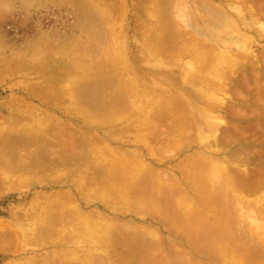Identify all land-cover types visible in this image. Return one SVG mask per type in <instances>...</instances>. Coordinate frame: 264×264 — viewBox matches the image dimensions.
<instances>
[{
	"label": "rangeland",
	"instance_id": "obj_1",
	"mask_svg": "<svg viewBox=\"0 0 264 264\" xmlns=\"http://www.w3.org/2000/svg\"><path fill=\"white\" fill-rule=\"evenodd\" d=\"M2 1H5V0H0V2L2 3V4H0V8H1L0 9L1 10L0 11V45H1L0 46V59H1L0 60V68H1V70H0L1 71L0 72L1 73V76H0V151L2 149V151L0 152V159H2V160H0V186H2V185H4V186L0 187V190L2 189L1 191H3V192L0 191V264H14V263L15 264H17V263L18 264H35V263L36 264H48V263H50V264L51 263L52 264H61V262H62V264H66L67 262H69V264H99L102 259H104L101 262L103 264H105V263L107 264V262H108V264H113L116 260H120L119 258H121V257H120L119 254L124 253L128 249V247H126V248L124 247L123 248L122 246H124V245H122V246L119 245V247H118L115 244H113V245L111 244L107 248L108 250H106L105 249L106 245H103V244H106L104 241L103 242L100 241V240L97 241L95 239H94V241H91L90 236L86 235V234H84L83 236L81 234L82 237L79 236V238L77 239L78 242H79V240H82V243H80V244L78 242H75L73 239H76V238H74V237L71 238L72 236L71 237L69 236V237L73 241H71L68 238V236L66 237L71 242H69L67 239H63L65 241H63V240L60 241L59 238L57 237L58 236L57 234H56V237H50L51 235L47 231H50V229H52V230H54L53 232L57 233V231H55V230H57V228H55V227H59V224L56 223L58 221L57 220L58 216L63 214L65 211H66L65 213L69 212V209L74 207V204L78 205V206H75V207H81L88 214H89V212H88L89 210H90V213H91L92 211L97 209L96 210L97 212L96 211L95 212L96 213L100 212L99 215L100 216L102 215V218H103L104 215H105L104 216L105 218L106 217L108 218L109 216L111 217V218L109 217L108 219H104V220L102 219L104 222L102 220H101L102 221L101 222L97 218V216H95L96 220H97V223H98V226H97L98 233L101 234V235L105 234L104 229L106 227L105 226L106 222L109 221V220L110 221L111 220L115 221V218L118 219V221L120 219H123L122 221L127 222L129 224L128 226L130 227V229H131V225L133 226L132 229H131L132 231H137L138 230V233L139 232L144 233L142 231L143 230L142 228H144V229L147 228V225H148V228H151V226H152L153 228H151V229H153V230L156 227L155 231L157 230L158 233L161 232L160 235L161 234L163 235V236L162 235L161 236L163 237L162 238V240H163L162 242H164V246L165 247L163 246L162 250L165 249L166 251L169 252L171 247L173 246L174 248L175 247L177 248L176 249L177 251H179V252L182 251L183 252V253L181 252V254L183 255V257H182L183 260L187 256H190V254L192 253L190 258L194 257L193 258L194 262H195L196 258L199 261L198 262L196 260L197 261L196 264H200V263L204 264L203 262L207 263L206 257H204L201 254L203 256L202 257V256H200L199 253H196L195 250L187 243V241L185 239H182V236H178L177 235L178 236V238H177V236L175 234H173V232L171 230H167L166 231V229H168V228L166 226H164L159 219L149 217L148 215L146 216V214H144L145 215L144 216L143 213L142 214H138V215L127 214L125 217H122V218L116 217V215L113 212L114 211L113 209L118 208V205H114V204H117V203L115 202V200L113 201L112 199L109 200V201H105V204L103 206H100V207L97 204H95V203H89V202H94L93 198H91V196L93 195L94 191H91L92 189L90 190V189L85 188V189H83L84 192H81V190H79L78 188L76 189V186L75 187L72 186L73 184H75V182L73 183V181H74L73 179L76 176L75 177L74 176L71 177L72 175H70L68 170L65 169V168H68V166H69L70 169H73L75 166H73V163L70 164L69 162H67V163H69L67 165L66 164L62 165V163H57L58 164L57 165L56 163H53L55 160L53 162H50V158H51V160L54 158L51 155V152H50L51 150H48L47 153H45L43 151L45 154L42 152L43 153L42 155L44 156L43 159H45V161L44 160H40L38 162L42 161V165H43L44 162H46V165H48V167L50 166V168L53 170V171L51 170L53 173L49 172L50 171L49 168L43 169L41 167V163H37L38 166L36 164L34 166V164L32 163L33 160H31V159L35 158L34 156L38 152L37 150L40 149V147L38 146V143H35V141H34V139H35L34 135L37 134V133L38 134L41 133V132H37L38 130L40 131V129H42V127H40L41 124H42L41 126L44 127V126H46V124L48 125L49 123H51L53 125L56 122V124H54L55 126H57L58 123H59L58 124L59 126L62 125V126L66 127L68 125L66 127V130L68 132L72 131L75 134L77 133V135H79V134L80 135H84L85 134L86 136H89V137H92L93 135L96 136V138L99 137L100 139L106 141L108 143L109 147L112 148V150L114 149L116 151V153L118 151V154H117V155H119L118 158L120 156H122L120 154L128 152L126 155H127V157H133V165L134 164L136 165V163H137L136 160H138V162L140 160H142V161H144L143 164L145 166L146 165H150V167H152V168L154 167L155 169L154 170L152 169V170L155 173L152 172L150 167H148V170L150 169L152 174L154 173V175L156 174V176L160 174V176H158V178L159 179L162 178V179L159 180L155 176L150 175V176L154 177V180H153L152 177H151L152 179H150V176H149L148 180L149 179L150 180L148 182L150 183V186L152 187V185L154 184V183L152 184V182H155V180L157 181V179H158L157 183L155 182L156 185L155 184L154 185L156 187H157V184L160 185L161 187L166 185L162 189L164 190L163 192L166 193V194L164 193V195H167V196L170 195V193H171L170 187L172 188L173 186H174V188L176 187L177 189L179 187L180 191H181V189L182 190L183 189L186 190V186H185L186 179H185V176L181 174L182 172H180V169H181V167H183L182 164H181L182 161L186 157H188L189 155L191 156L192 155L191 153H193V156H194V154H196V157H198L199 154H204V156H206V155L208 156L209 159L207 157L204 158V156L201 155L202 159H205V164H208V165L212 164L211 167H213V166L215 167V169L213 167V169H212L213 171L209 168L211 170V171H209V173L213 172L214 176H215V178L217 179L218 182H222V180L223 181L226 180V183L229 184V182H228L229 178L232 181H235L233 178L239 179L241 177L242 180L251 178L250 177L251 176V172L255 171L259 167V159H258L257 155L254 154L252 156V154L254 152L250 151L251 156L249 154V157H251V158L250 159L248 158V160H246L243 164H240V166L238 165L239 167L237 166V164H239L238 160H235V162H234V160L233 161L228 160L229 161L228 165H231V166H229L228 169H223L221 166L217 165V162H218L219 158H218V154L215 153V150L219 151L220 153L223 152L224 150H228V154H231L233 150L238 148L237 143L226 144V145L225 144H223V145L221 144L218 147H215L214 143H212L213 142L212 140H214L213 139V136H214L213 134L215 133V131L217 132V130L212 131L213 129L210 130L209 128L202 129L204 126L202 125L203 126L202 127L201 124H202V122H204V120L203 121L201 120V121L198 122V123L201 122L200 125L198 124L199 125L198 127L197 126L193 127V126H195L194 125L195 123H194L192 125L193 130L190 133H188V136H186L185 133H184V136L179 135L180 132L179 131L177 132V129L179 130V128L172 127L174 129H176L175 131H174V129L171 131L172 128L171 129L169 128L170 125H168L167 122H169L170 119H167V117H166V120H167L166 121L165 119H163L162 116H159V118L157 116L155 117V114L153 115V113H152V109L155 110V108H158V106L160 107V105H162V104H160L159 102H161V103L163 102V104H164V102H166V103L168 102V104L171 106L172 103H175L174 100H176V98H177L176 101L178 103H182V101L184 99L183 98L184 95H183L182 92L184 90H182V89L180 90V88H183L184 83H185L184 82L185 74H184L183 69L184 70L190 69L191 73H193V72L195 73V70L198 69V65L201 64V61H203L201 59L206 57V55H204L205 52L206 51L208 52V48L207 49L206 48L205 49L202 48L204 46V44H206V45L207 44H211V46H213V47L215 46V50H216V48L218 49V50H216V53H220V54H216V56L218 55L217 57H214L215 60L212 61V65L214 64L212 69H215L216 67H224V66H226L225 68L228 69L227 73H228L229 77H230V74L233 75V73H234V77L235 78L236 77L241 78V76L243 75V74L241 75V73H244L245 67H246L247 71L250 69V67H254V71L255 72L258 71V73H260V74H257L258 76L256 75L257 77L254 76V79L262 87L261 92H260L262 94L260 95L261 97L259 96L260 97L259 99L261 100L262 98H264V83H263L264 82V60H263L264 58L263 57L264 56L263 57L261 56V55H264L263 54L264 53V20H263L264 19V11H263V9H264V7H263L264 6V0H248V1H246V0H238V1L237 0H208L209 3H208L207 0H198L200 2L203 1L202 3H208V5H206L207 8L204 7L205 10H203V11L206 13V15L208 17L210 16L209 17L210 22H211L213 16L214 17L215 16L216 17L219 16V18L218 17L217 18H218L219 21H221V18L223 16L219 15L218 11H219V9L224 10V8L226 9V10H224V12L225 13L227 12L229 17H232L233 19L235 18V20H234L235 23H236V20H237L238 23H236V24H239L241 22L238 25L237 29H235V27H232V25H230V24H228V26H227L226 23L228 21L226 22V21H224L225 20L224 19L223 21L226 22L225 23L226 25L222 21L223 22V27H221V25L219 24L220 28H218V27H216V28L220 29V30L222 28V30H224L225 32L227 31L226 33L224 31H222V32L225 33V35L224 34L222 35V32L219 31V30L218 31L221 34L217 33L216 32L217 29H215L214 26H212L213 23H214L213 25H215V26H216V23L218 24V22L216 21L217 18H216V20H215V18L213 19L216 22L214 21V22H211L212 24L210 23L212 28L210 27L209 23L207 24L206 22L199 21V19L197 18L196 12L194 11V7H193V2L195 0H179V1L178 0H159V1L158 0H43V1L42 0H37L36 2H33V3H31V2L29 3L27 0L26 1L28 3L25 2V0H24L25 3L22 2L23 0L22 1L21 0H6L5 2H2ZM7 1H9V3ZM165 1H168V2H165ZM89 2H91V3H89ZM152 2H156V4L155 3L152 4ZM162 3H164V4H162ZM178 3H179V5H178ZM249 3H251L252 5L249 4ZM82 4H84V6H86V8ZM157 4L160 5L159 7H161V6L162 7L159 8ZM184 4L186 5L187 8L184 6ZM210 4H211V8L212 9L209 6ZM258 4L260 5V7H258L259 6ZM4 5H5V7L7 6L8 8L6 7L7 8L6 9L4 7ZM163 5H164L165 8L163 7ZM213 5L215 7V10H214V7H212ZM256 5H257L258 8L256 7ZM11 7H13V8H11ZM156 7L159 8V9L157 10ZM166 7H167L168 11L166 10ZM181 7L183 9L185 8L186 10L185 9L184 10L187 11L188 14H184L186 12L182 11L183 9ZM208 7L210 8V10H212V11L214 10L213 12L211 11L212 14L210 13V10H209ZM252 7H254L255 9L252 8ZM87 8H89V9H87ZM151 8H152V10H154L153 12H152ZM162 8H163V10H162ZM103 9H105V10H103ZM206 9L209 11V13L206 12L207 11ZM121 10H122V12H121ZM150 10H151L152 13L150 12ZM161 10L163 11L161 15L164 16L163 17L164 19L161 18V16L159 17ZM237 10H241V12L238 13ZM83 11H85V12L83 13V16H82L81 12H83ZM156 11H159V12H157L159 14H157ZM215 11H217V13ZM108 13H109V17L110 18L107 15ZM85 14H88V15H85ZM154 14H156V15H154ZM92 15H94V16H92ZM167 15H169V20H170L169 23L167 21L168 19H166ZM184 15H186V16H184ZM90 16H92L91 17L92 19L88 18ZM122 16H123V18L125 17L124 20L122 19L124 22L121 20ZM187 16H188V18L189 17L190 18L188 19ZM250 16H252V18ZM170 17L173 18V19L175 18L174 19L175 21L173 19H171ZM81 18H82V20H81ZM192 19H194V20H192ZM161 20H163V21H161ZM172 20H173V22H172ZM177 20H178L179 24L177 23ZM185 20L189 21L188 23H191V26H190V24H187V22ZM254 20H256V21H254ZM103 21H105V22H103ZM120 21H122V22L120 23ZM166 21H167L168 24L166 23ZM162 22H163V24H162ZM115 23L117 25L119 24V28H117ZM120 24L121 25L123 24V25L120 26ZM172 24L175 25V28L178 25L177 29L173 28L174 25H172ZM250 24L252 25L251 26L252 28L251 27L249 28ZM167 25H169V26L171 25L170 28ZM194 25H196V26H194ZM75 26H76V28H75ZM77 26H79V27H77ZM208 26L210 27V29H212L211 31L215 30V33H213L214 31L213 32L209 31ZM243 26H245V27H243ZM62 27H64V28H62ZM86 27H88V28H86ZM89 27H90V29H89ZM120 27L121 28L123 27V28L121 29ZM164 27L168 28L170 31L168 29L167 30H163L162 28H164ZM192 27H193V29H192ZM67 28H69V29H67ZM154 28H155V30H154ZM224 28L227 29V30H225ZM181 29H184V30L181 31ZM191 29H192V31H191ZM110 30H114V33L112 31L111 35H110ZM160 30H161L162 33H160ZM193 30L195 31V33H194ZM178 31L181 32V33H179ZM184 31L186 32L185 34H184ZM249 31H250V33H249ZM173 32L176 34L175 36H173V34H174ZM188 32H190V34H191L190 36L191 37L188 35ZM196 32H197V34H196ZM210 32L213 33V34L211 35ZM239 32H240V34H238ZM57 33L60 36V38L57 35ZM61 34H62V36H61ZM64 34L67 35V36L65 37ZM118 34H121V36H119ZM198 34H199V36H197ZM215 34H217V36ZM88 35H90L91 38ZM153 35H154L155 38H152ZM112 36L114 37V39L116 38V36L117 37L119 36V37L116 38L115 41H112L113 40ZM201 36L202 37L204 36L203 37L204 39ZM242 36H244V37H242ZM97 37H98V39H97ZM179 37L180 38L182 37L184 39L186 38V39H189V40L192 38L191 39V43H190V41L187 40L188 44L186 45V48H188V49H189V47H191L190 48L191 49V53L189 51L190 49L189 50L187 49L188 50L187 52H189V53H186L182 57H180V55H178L179 57L178 56L176 57V55H175L174 58L171 59V57L169 55L164 54V56H163L162 52H160L158 50V46L159 45L158 46L156 45L157 42L159 41L160 43L163 44V46H166V45H169V43H172V41L169 38H171L172 40L175 39V40H177L176 41L177 44L176 43H175L176 45L174 44V41H175L174 40L173 43L170 44V47L174 44L175 46L173 45V47H175L176 48L175 50H177V52H178V50L180 48L183 49V47L180 46V45L183 46V43L180 44L181 43L180 42L181 39H179ZM69 38H71L70 42H69V40H70ZM93 38H94L95 41L93 40ZM74 39H75L76 42L73 41ZM124 39H125V41H124ZM193 39L195 40L196 43H197V39H200L198 41L200 43H202V45L200 44L202 47H200V45L198 44L199 42L196 45H194L195 43L192 44ZM148 40H150V41H148ZM154 40H157V42L155 41L156 42L155 43ZM166 40L169 43H167ZM64 41L66 42V44H65ZM96 41H97V43H96ZM38 42H39V44H38ZM83 42H85V43L83 44ZM90 42L91 43L93 42V43L91 44ZM105 42H106V44H105ZM109 42H110V44H109ZM152 42H153V44H152ZM178 42H180V43H178ZM94 43H96V44L99 43V44L97 46L96 44L93 45ZM41 44H43L42 46H44V49H42L43 47L41 46ZM62 44H64V47H66V48H63ZM108 44L110 45V48L112 50L109 49V45ZM75 45H76V47H75ZM152 45H154V47ZM155 45L157 47H155ZM46 46H47V48H46ZM71 46H73V47L71 48ZM87 46H89V47H87ZM95 46H97V47H95ZM103 46H105V49L103 48ZM122 46H125V47L123 48ZM192 46H195V47H192ZM196 46H197V48H196ZM211 46L209 45V47H211ZM55 47H57V48H55ZM121 47H122V49H121ZM40 48L42 49L43 52L40 50ZM67 48L70 50V52H69V50ZM195 48L196 49L200 48V50H202V52H203V55H202L201 54L202 52L199 51L200 54H201V56H200L201 58L199 57V55H197L200 58V60H199V58H197V56L194 55ZM152 49H154V50L157 49L158 51L156 52V51H154ZM66 50H68V51H66ZM84 50H86L87 52L82 53V52H84ZM192 50L194 51L193 53H192ZM204 50H206V51H204ZM75 51H78L79 53L75 52ZM103 51H104L105 54L103 53ZM197 51H196V53H197ZM212 52H213V50H212ZM214 52L212 54V57L215 54ZM158 53H159V55H158ZM81 54H83V55H81ZM85 54H86V56H85ZM189 54L190 55L193 54L194 56L192 55L193 57L191 56L192 57L191 58ZM89 55L92 58L89 59ZM107 55H109V56H107ZM186 55H189V56H186ZM167 56L170 57V58L168 57L170 59V62H171V60H174L173 62H175V60H176V63L175 64L173 63L174 65L171 64L169 62V60L167 59ZM210 56H211V53H210ZM228 56L232 57V58H229ZM261 57H262V59H261ZM257 58H258V60H257ZM28 59L30 61H28ZM31 59H32L33 62H31ZM78 59H80V60L82 59L83 61L82 60L80 61ZM193 59H195V61ZM222 59H223V63H222ZM23 60H25V61H23ZM112 60H115V61H112ZM237 60L239 62H241L240 65L246 64L247 66H240ZM21 61H23V62L21 63ZM51 61H52V63H51ZM85 61H86L87 64L85 63ZM94 61H95V63H93ZM83 62H84V64H83ZM114 62H115V64H114ZM118 62H119V65H118ZM177 62L179 64H177ZM196 62H197V64H196ZM19 63H20V65H19L20 67L18 66ZM97 63H98V65H97ZM216 63H218V64H216ZM253 63H257V64H259V66H256V67L255 66H250ZM105 64L108 65L109 67L108 66L104 67ZM120 64H121V68H119ZM30 65L31 66L33 65L32 66L33 68L30 67ZM28 66H29V68H28ZM64 66L65 67L67 66L69 69L67 67L65 68ZM84 66H87V67H84ZM89 66H91L94 69L93 70L85 69V68H88ZM95 66H96V68H95ZM196 66H197V68H196ZM214 66H216V67H214ZM59 67H62V68H59ZM97 67H98V69H97ZM56 68H58V70H56ZM102 68H105V69L102 71ZM107 68L110 69V72H112L111 78H110V75H108V77L110 78L109 80H108V77H106L107 73L109 72V71H107ZM193 68H196V69H193ZM25 69H27V70H25ZM115 69H116V71H115ZM251 69H253V68H251ZM70 70H71V72H70ZM117 70H119L118 73L121 72L124 75L122 76L121 73L118 74ZM155 70L157 71V73H156ZM164 70L166 72L168 71V73H166ZM172 70H173V72H170ZM100 71H102V73H99ZM104 71H105V73H103ZM213 71L214 70H212V72ZM216 71H217V69H216ZM56 72H59V73H56ZM66 72H68L69 74L66 73ZM175 72H177L178 74L175 73ZM60 73H62V74H60ZM70 73H72V74L70 75ZM128 73H130V74H128ZM163 73L167 77H165ZM169 73H170V75H169ZM215 73L213 72V74H215ZM54 74H56V75H54ZM108 74H111V73H108ZM115 74H116V76H115ZM117 74L120 75V76H118ZM174 74H176V75L174 76ZM140 75L142 77H140ZM64 76L66 77V79L62 78ZM117 76H118V78H117ZM151 76H152V78H151ZM163 76H164V78H163ZM95 77L99 80V82L101 84L98 82V80ZM100 77H101V79H100ZM160 77H161V79H160ZM78 78H79V80H77ZM127 78L128 79L130 78L129 82H130V80H132L134 82V84H135V85L133 84L134 87H136L137 85H140V87H144L145 88V91L143 89L144 92H142V91L135 92V93H139L138 95L140 96L139 97L137 95L138 96L137 98L139 100L136 99V96H135V99H136L135 103L137 102L136 103L138 105L137 107H139V109H141V111L143 110L144 114H145V111L147 110V112H150L153 116L148 113V114H146L148 117L147 116L145 117L144 114H143V116L146 118L145 119L143 117L144 118L143 119L142 117L140 118V116L135 111L134 112L133 111L130 112L128 109H126V111H124V112L122 111V113H120L121 115L118 114V116H117L118 112H115L116 114L112 115L113 119H110L112 121V123L109 122V123H107L108 125L106 124V125H104V127L99 125L101 127L100 128V127H96V126H98L99 122H94L93 120H89L90 118H86V116H84V114H81V113H84L82 111H85V110L86 111L87 110H89V111L90 110H94V111L96 110L97 111V108H98V111H99L101 107H103L101 109L104 110V107L105 108H106V106L109 107V105H111L112 103L114 104L115 101L118 102V98H120V100L123 101V103H122V101L120 103L123 104V106H124L127 103L125 101V100H127V98L126 99L124 98V100L122 99L123 98L121 96V94H122L121 91H123L122 88H124L123 87L124 85H129L130 83H131L130 85H132V81L129 84L126 83V81L128 80ZM162 78L164 79V81H162ZM119 79L122 82L123 81H125V82L122 83ZM80 80L81 81L84 80L85 83H84V81L81 82ZM101 80H103V83L101 82ZM110 80H112V81H110ZM117 80L119 82H117ZM173 80H175V81H173ZM194 80L198 81V79L196 77H194ZM135 81H137L138 83H136ZM197 81L193 82V84H192L193 87H195L196 85L201 86L199 81L198 82ZM77 82H81V83H79L80 85ZM87 82L88 83L92 82V83L90 85V84H87ZM175 82H176V84H175ZM49 83H52V84H49ZM73 83H74V85H73ZM93 83L95 85H93ZM110 83H111V85H110ZM194 83H196V84H194ZM40 84H42V85H40ZM45 84L48 85V86H46ZM71 84H72V86H70ZM99 84H100V86H99ZM81 85L85 86L86 88L82 87ZM141 85H143V86H141ZM145 85H146V87H145ZM178 85H180V86L178 87ZM28 86L29 87L31 86L32 89H31V87L29 88ZM40 86H41V88H40ZM147 86H149V87H147ZM185 86H187V84H185ZM199 86H196V87L199 89V88H201ZM33 87H35L34 90H33ZM76 87H77V89H76ZM78 87H80V88H78ZM87 87H88V89H87ZM93 87L95 88V90H94ZM98 87H100V88H98ZM193 87L192 88L191 87L190 88L187 87V89H194ZM67 88H68V90H67ZM70 88L72 89V92L75 93V94L71 93ZM73 88H75V90ZM56 89H57V92L55 94ZM100 89H101V91H100ZM104 89H108V90L104 91ZM58 90L60 91V93H58ZM90 90H92V91L93 90L94 91L97 90L96 94H99L101 92H104V94H103V96L101 94V96L97 95V96H99L97 98H95V97L92 98L93 94H95V93H94V91L91 92ZM48 91H50V92H48ZM76 91L78 93H79V91H80V93L82 92L81 96H80V93L78 94ZM218 91H219V89L217 91H213V94L214 93L215 94L218 93L217 94L218 96L219 95L221 97L225 96L224 98H225V103L227 101V103H226L227 107H230V106H231V108L233 106L243 107V106L239 105V102L242 101L244 99V97H243L242 100H240L239 97H238L239 99L236 100V97H234V96H236L235 95L236 93L234 92L235 94H233L232 89H230L227 92H225L226 94L223 91H221V90H220L221 92L220 91L218 92ZM241 91H243L245 94L247 93V91L244 90V89H241ZM108 92H109V94H108ZM131 92H130V94H128L129 98H130V95L135 94L134 92L133 93H131ZM192 92L195 93V90H193ZM51 93H53V95H50ZM67 93L69 94V96H71V94H72L77 99L75 97L73 98V96H72V98L70 97V98H68L66 100V98L68 97V95H66ZM171 93H173V94H171ZM207 94H208V92H207ZM57 95L60 96V97H57ZM62 95H63V98H62ZM155 95H157V96H155ZM255 95L256 94L254 93L253 95H251V97L254 98ZM168 96H169L170 99H168ZM171 96H173V97H171ZM226 97L228 99H226ZM54 98H56V99H54ZM60 98H61V100H63V99L64 100L61 101ZM83 98H85L86 101ZM112 98H113L114 101L112 100ZM132 98L134 99L133 95L131 96L130 99H132ZM171 98L172 99L175 98V99L172 100ZM256 98H257V96H256ZM20 99H22V100H20ZM104 99H106V100H104ZM107 99H109L110 102H108L109 100H107ZM152 99L154 100V102H152L153 101ZM178 99H181V102L178 101ZM102 100L104 101V103H103ZM58 101L59 102L61 101V102L58 103ZM105 101H107V102H105ZM228 101H230V102H228ZM15 102H17V103H15ZM22 102H23V104H22ZM117 102H115V103H117ZM140 102H141V106L144 105L143 107L139 106ZM72 103H73V105H72ZM89 103L90 104L92 103V104L89 106ZM120 103H118V105L121 106ZM262 103H264V99L261 100V102L259 100L257 101V99H255V102L252 105L255 106V108H258L259 104H262ZM14 104H16V105H14ZM29 104H31V105H29ZM75 104H77V105H75ZM80 104H82V106ZM128 104L129 103H127L125 108H127V106L131 107V106H129L131 104H129V105ZM69 105H70V107H69ZM112 105H111V107H113V106L117 107V106H115V104L113 106ZM148 105H150V106H148ZM199 105H201V104H199ZM262 105H264V104H262ZM67 106L69 107L70 110H68ZM71 106H72L73 109L76 108V109L73 110V112H71L72 111ZM32 107H33V109H32ZM111 107H109V108H111ZM171 107H172V110H171ZM171 107H170V109H167V107L165 109L168 112L173 111V113H174L175 110L173 109V106H171ZM244 108L246 109V107H244ZM262 108L264 109V107L259 108V109H261L259 111H262V112H260L261 119H263V115H264V112H263L264 110ZM36 109H38V110H36ZM33 110L36 111L37 113L34 112ZM133 110H136V109L134 108ZM194 110L195 109H193V111ZM80 111H81V113H79ZM194 113H196V112H194ZM132 114H134V117H132L133 116ZM35 115H37V116H35ZM40 115H42L43 118ZM48 115H51V117H49ZM135 115L137 116V118H139L138 120H137ZM149 115L152 116V117L150 118ZM123 116H125V118H123ZM130 116H131V118H130ZM256 116H257V114H256ZM18 117L23 118V120L22 119L19 120ZM35 117H36V119L38 118L39 120H40V118H42L44 120V121H42V119H41V121L43 123H41V122L38 123L39 120L38 119L36 120ZM126 117H128V118H126ZM161 117H162V119H160ZM226 117L227 118H224V120L226 119V121H228V122L233 121L229 116H226ZM84 118H86V119H84ZM115 118H116V120H114ZM118 118H119V121L121 119V122H119L117 120ZM134 118H135V120H134ZM254 118H255V116L252 115V116H250V118L248 120L241 121L240 124H241V126L246 127V130H247L246 132L247 133L249 131V133L247 134V139L245 140L246 146L249 147L250 149H253V147H256V148H258L259 150L262 151L264 149L263 148L264 147V143H263L264 140L262 139L263 137L261 136L262 133L260 134L261 130L259 132V130L254 128L255 130L252 131V128L248 127L249 121L251 119H254ZM15 119H17L18 121L15 120ZM126 119H127L128 122L126 121ZM129 119H131L130 121L133 124L129 121ZM228 119H230V120H228ZM138 121H139V123L137 125ZM124 122H125V124H124ZM147 122L150 125H148ZM120 123H121V125H120ZM207 123H208V121H207ZM14 124H17V127ZM51 124L49 125L50 129L53 128ZM169 124H170V122H169ZM206 124H205V126H206ZM36 125H37V127H36ZM135 125H137V126H135ZM209 125H210V128H211V124H209ZM209 125L206 126V127H209ZM122 126H124V127L126 126L127 128L129 126H132V127L131 128L129 127L130 129L129 128L127 129L125 127V129H124V127H122ZM24 127H25L26 131L23 130ZM39 127H40V129H39ZM70 127L73 128V129H71ZM141 127H142V129H141ZM147 127H149V129H146ZM221 127L222 128H221L220 132L222 130L224 131L225 129L228 130V127L226 125H222L221 124ZM137 129H139V130L141 129L142 130L141 134L147 136V137L145 136V138H146L145 140H147V141H145L142 136H141L142 138L138 137L139 135H138L137 132H140V131H138ZM162 129H164V130L162 131ZM197 129L198 130L200 129V130L198 131ZM30 130L34 134V135H30L32 137L33 141H31L30 143H24V142H22L23 140H19V137H23V135L25 136V134H29L28 132H31ZM135 130L137 132H134ZM160 130H161V132H160ZM201 130H202V132H200ZM123 131H125V132H123ZM17 132L19 133V135H18ZM166 132H168V133H166ZM171 133H172V135H171ZM207 133H209V134H207ZM168 134H170V135H168ZM173 134L175 135L176 138L174 137ZM169 136L170 137L173 136L175 140L170 139ZM181 136H182V138H181ZM197 136H198L199 140H198ZM165 137H167V138H165ZM184 137H187V138L184 139ZM251 137H253V139ZM178 138H180V139H178ZM195 138H196V143H195ZM190 139H192V140H190ZM256 139L261 140V141H258V140L256 141ZM6 140H7V142H6ZM170 140L176 141L175 143L173 142L175 145L173 143H171L172 141L170 142ZM178 140H180V141H178ZM181 140H183V142ZM153 141H154V143H153ZM207 141L210 142V143H208ZM188 142L192 143V144L187 145ZM193 142H194L195 145L193 144ZM205 142H207L209 144V147H211L210 145H213V148L209 149V147L207 146V144ZM256 142H258V143H256ZM147 143H148V145H147ZM176 143H178L179 146H181V144H182L181 148L178 147ZM184 143L187 146H189V147L187 148V146H185ZM165 144L168 145L169 147H170V144H171L172 149H170L169 147H166ZM149 145L152 148H150ZM204 145L206 147H204ZM20 147L21 148L24 147V149L23 148L21 149ZM164 148H166V150ZM119 149H120V151H119ZM176 149H177V151H176ZM213 149H214V152H213ZM16 150H17V153L15 152ZM28 150H29V152H28ZM167 150L171 151V152L169 153V152H167ZM158 151H159V153L156 154ZM163 151H166V152H163ZM199 151H200V153H199ZM201 151L202 152L204 151V153H202ZM20 152H22V153H20ZM172 152H173V155H172ZM197 153H199V154H197ZM21 154H23V155L21 156ZM4 155H6V156H4ZM126 155H124V156H126ZM25 156H27L29 159L27 157H25ZM109 156L115 158V156H113L111 154ZM243 156H245V154H243ZM214 157H216L215 159H217V161H215L213 159ZM206 159H208L210 161L207 163ZM35 160L37 162L36 158L34 159V162H35ZM80 160H81L80 162H82L83 164H86V165L89 164V161H87V159L85 161H84V159H80ZM199 160H200V157H199ZM5 161H7L8 165L6 164ZM82 163H79V165H81ZM5 164H6L7 167L11 166L12 167L11 170L12 169L13 170L15 169V170L11 171L9 168L7 169L5 167ZM21 164L22 165L24 164V165L21 166ZM59 164L61 166H59ZM17 165H19V167ZM53 165L56 166V167L54 168ZM180 165H181V167H180ZM71 166H73V167H71ZM87 166L83 165V168L81 167L80 169L86 170ZM3 167L6 168V169H4ZM35 167H36V169L34 170ZM38 167H39V170H38ZM207 167H209V166H207ZM27 168H29V169L27 170ZM135 168L136 169H134V170L137 171L136 173H139L138 172V171H140L139 166H138L139 170L137 169V166ZM230 168H233L234 170L236 169L235 171H239V169H240L239 172H243V171L244 172L240 173L241 176H239L240 174L238 172H234V170H233L234 174H232L233 172L231 173ZM40 169L44 170V172H42V170H41V172L43 174L40 172ZM57 169H58V172H57ZM45 170H48V171H45ZM23 171H25L26 173L23 172ZM157 171H158V173H157ZM163 171H165V172H163ZM33 172H35V173H33ZM38 172H40V173H38ZM132 172H133V170H132ZM14 173L16 175H14ZM23 173H24V175H23ZM37 173H38V175H37ZM44 173H46L45 175H47V176H45ZM54 173H55V175H54ZM26 174H28V175L26 176ZM50 174H51V176H50ZM52 174H53V176H52ZM64 174H66V175L64 176ZM129 174L132 175L131 172ZM237 174H239V175H237ZM41 175L42 176L44 175V177H42ZM210 175L212 176V173H210L209 176ZM9 176H10V178H9ZM40 176L44 179V181H43V179ZM61 176H63V177H61ZM52 177H54V178H52ZM11 178L13 179L14 182L12 181ZM166 178H168L167 181L165 180ZM19 179H26L27 181L28 180L29 181L26 182V184H25V182L23 184V182L22 183L17 182ZM35 179L37 180V182H35L36 181ZM41 179H42L43 182L41 181ZM60 179L61 180L63 179V180L60 182ZM15 180H17L16 183H15ZM151 180H152V182H151ZM169 180L172 183H169ZM172 180L175 181V182H173ZM32 181H34V182H32ZM38 181L41 182V183H39ZM163 181H165L167 184L165 182H164L165 184L162 183ZM176 181H177V183H176ZM17 183H19V184L17 185ZM31 183H32V185H31ZM159 183H161V184H159ZM226 183L224 182V184H226ZM168 186H169L170 190L168 189ZM156 187L155 188L153 187V188L156 189ZM161 187L159 188L160 190H161ZM166 187H167V190H165ZM153 188H150V189H153ZM176 188L174 189V193L176 192ZM73 190H74V192H73ZM75 190H79V191H75ZM185 190H183V191H185ZM257 190L259 191V189H257ZM257 190H253L254 192L256 191L255 193L253 192V194L251 193L252 190H250V189H246L244 191L243 190L242 191L241 190H237V192L239 191V195L240 194L242 195L244 193L243 194V195H245L244 197L247 198V199L250 198L249 200H251V201L254 199L255 200V204L254 205L258 206V204L260 202V204L264 206V194H263L264 188L261 191H259V192ZM180 191H179V193H180ZM65 192L67 193V195H71L72 197L71 196H67ZM78 192L80 193V195H83V193H84V196L87 197V198H84L83 196H80ZM172 192H173V190H172ZM88 193L91 194V195H89ZM260 193H262V194H260ZM61 194H64V195L61 196ZM51 195H52V198L55 199V200H57L59 198V200L62 201V203H60V204L64 203L63 206L62 205L60 206V207H62V210H61V208L59 206L50 205L51 200L49 198L51 197ZM178 195H180V194H177L176 196H178ZM182 195H183V193H182ZM63 196H64V198H63ZM42 197L44 199H42ZM37 198H38V200H37ZM261 199H262L263 202H261ZM71 200H72V202H71ZM254 200H253V203H254ZM66 201H68V203H65ZM34 202L37 203L38 206L35 205ZM42 202H44V204H41ZM45 202L46 203L49 202V203H47V205H46ZM71 203H73V206H72ZM32 204H33V206L34 205L36 206L33 209H31L32 208L31 207ZM44 205L47 206V207L48 206L49 207L51 206V207L50 208L49 207L48 208H44L43 207ZM67 205H68V207H67L68 211L66 210V206ZM168 205H169V203H168ZM39 206H40V209H41L40 211L38 210ZM69 206H71V207H69ZM260 207H262V206H260ZM27 208L28 209L30 208L32 210V212L30 211V209L28 210ZM59 208H60V211L58 210ZM262 208H264V207H262ZM26 209H27V211H26ZM34 209L36 211L37 210L38 211L35 213V212H33ZM257 209H259V210H257L258 212L255 211V210H254V212L250 211V212H252V214H249L248 213L249 211L247 212V210H246V212H245V210H241V211H243V213H241L240 210L239 211L237 210L238 214H237L236 211H235L236 214H235V212L234 213H230V214H232L231 215L232 217L234 216L233 220H235V221H233L235 226L231 225L232 226L231 230H232V232H234V234H236V231H237V234L240 232L242 234L241 236H244L243 234H246L245 236H248L250 234L251 235V236L249 235L250 237L249 236L248 237L244 236V241H245V239H246V241L247 240H251L252 241V239H250V238L253 237V240L254 239L259 240V238L260 239L263 238L262 241L261 240L260 241L264 243V228H263L264 225L261 223V220H262V222H264L263 221L264 220V209L263 210L261 208H257ZM63 210H65V211L63 212ZM29 211L32 214L28 213ZM58 211H59V213H58ZM214 211H211L210 213H213ZM13 212H14V214H13ZM47 212H51L50 213L51 215H52V212H55L53 214L57 218L56 217L54 218V216L52 217V218L56 219L55 222H51L50 223V221L48 219H45V217L49 218V216H50L49 213L47 214ZM61 212H63V213H61ZM259 212H261V214ZM38 213L40 214V216H41V214H43V216H41L43 220L41 218H39ZM29 214H30V216H29ZM247 214H249V215H247ZM237 215H239V216H237ZM252 215H254V216H252ZM34 216L37 217V218H35ZM260 218H262V219H260ZM22 219H23V221H22ZM49 219L51 220V218H49ZM236 219L237 220L240 219V220L237 221ZM45 220H46V222H45ZM248 220H250V221H254L255 220L253 222L254 226L252 224H250L251 222L248 221ZM130 221H131V223H130ZM248 222H249V224H248ZM46 223H48L50 225H46ZM67 223L69 224L70 222H67ZM138 224H139V226H138ZM142 224L143 225L145 224V225L143 226ZM259 224H260V226H258ZM261 224L263 225V227H262ZM4 225H7V226H4ZM10 225H12V226H10ZM69 225H71L69 227H71V229L74 231V227H72V225H74V224H69ZM141 225L143 227H141ZM40 226L42 227V229H40L41 233L38 230V227H40ZM35 227H36V229H35ZM229 227L230 226H228L227 228H229ZM140 228L142 229L141 231H140ZM19 230L22 232L21 233L22 235L20 234ZM24 230H26V231H24ZM35 230L38 231V232L37 233L33 232ZM44 230H46L45 231L46 233L44 232ZM68 230H70V229L67 228V230H65V231H68ZM228 230L229 229H227V231ZM244 230L245 231L247 230L246 233H244L245 232ZM23 231L25 233H27V234H24ZM75 231H78V229H76ZM254 231H256V232H254ZM229 232H231V231L229 230ZM28 233H30V234H28ZM253 233H255V234H253ZM11 234H13L14 236L12 237ZM239 234L237 235L238 237H239ZM36 235H37V238H34V237H36ZM171 235L172 236L175 235V236L172 237ZM26 236L28 238H26ZM42 236H45V237H42ZM52 236H55V235L53 234ZM8 237H10V240H12V241H10L8 239ZM168 237H169V239L167 240ZM170 237H171V239H170ZM180 237H181V239H180ZM54 238H56V239L58 238L57 242H54ZM203 238L204 237H201V241L200 240H198V241H200V243L203 242L205 244V246H207L206 243H205V238H204V240H203ZM235 238H237V237H235ZM240 238L241 237H239V240L242 239V238L241 239ZM22 239H23V241H22ZM25 239H26V242H25ZM30 239L32 240V242H31ZM49 239H51V240H49ZM6 240H8V241H10L12 243H10V242L7 243ZM27 240H29V241H27ZM83 240H85L86 243ZM171 240L175 241L176 244H174L175 242H173V243L170 242ZM50 241H52L53 243L52 242L50 243ZM66 241H68V242L66 243ZM90 241L93 242L92 246H95V244H96V248H93L91 245L88 244V242H90ZM132 241H134V243H135V239L132 240ZM241 241L243 242V240H241ZM14 242H15L16 245L15 244L13 245ZM22 243H24V244H22ZM72 243H75V244H72ZM100 244H102V245H100ZM169 244H171L172 246H170ZM12 245H13V247H12ZM169 246H170V248H169ZM181 246H183V247H181ZM99 247L102 250H100ZM59 248L60 249L62 248V249L60 250ZM65 249L67 251H65ZM93 249H96L97 251L93 250ZM105 250H106V252H105ZM103 251H104L105 254L101 253ZM188 251H189L190 254L188 253ZM62 252H65V253H62ZM79 252H81L83 255H81ZM179 252H177V254H179ZM66 253H68V254H66ZM106 254H107V256H106ZM184 254H186V255H184ZM108 255H109V257H108ZM107 258H109V259L107 260ZM50 259L51 260L53 259L52 260L53 262H51ZM13 261H14V263H13ZM214 262H217L218 264H221L222 261H221L220 256L218 258L216 257L215 261H213V263ZM217 263H214V264H217ZM130 264H139V263H130ZM172 264H177L176 263V259L174 257H173V263ZM261 264H264V262H262Z\"/></svg>",
	"mask_w": 264,
	"mask_h": 264
},
{
	"label": "bare ground",
	"instance_id": "obj_2",
	"mask_svg": "<svg viewBox=\"0 0 264 264\" xmlns=\"http://www.w3.org/2000/svg\"><path fill=\"white\" fill-rule=\"evenodd\" d=\"M6 1V0H5ZM5 1H2V2H5ZM22 1V0H21ZM29 3L31 2V3H33V2H36L37 0H27ZM26 0H25V2H27ZM43 1V0H42ZM159 1V0H158ZM179 1V0H178ZM177 1V2H178ZM208 1V0H207ZM238 1V0H237ZM246 1H248V0H246ZM8 3H9V1H7ZM23 3H25L24 2V0L22 1ZM27 2V3H28ZM45 2V1H44ZM77 2V1H76ZM165 2H168V1H165ZM182 2V1H181ZM203 2V1H202ZM202 2H200V1H194L193 2V7H194V11L196 12V15H197V18L199 19V21H203V22H206L207 24L209 23H211V22H214L215 20H216V18L218 17L219 18V16H213V18H212V20H211V22H210V19H209V17L206 15V13L203 11V10H205V8L204 7H206V5H208V3H209V1H208V3H202ZM258 2V1H257ZM7 3V4H8ZM14 3V2H13ZM12 3V4H13ZM41 3V2H40ZM39 3V4H40ZM64 3V2H63ZM89 3H91V2H89ZM153 3H155L156 4V2H152V4ZM185 3V2H184ZM190 3V2H189ZM261 3V2H260ZM0 4H2L1 2H0ZM38 4V5H39ZM76 4V3H75ZM74 4V5H75ZM109 4V3H108ZM162 4H164V3H162ZM172 4V3H171ZM186 4V3H185ZM184 4V6L186 7V5ZM205 4V5H204ZM249 4H251V3H249ZM257 4V3H256ZM41 5V4H40ZM83 6H84V4H82ZM89 5V4H88ZM120 5V4H119ZM158 5V7L160 6L159 4H157ZM178 5H179V3H178ZM183 5V4H182ZM248 5V4H247ZM252 5V4H251ZM259 5V4H258ZM263 5V4H262ZM95 6V5H94ZM210 6V8H211V4L209 5ZM250 6V5H249ZM4 7H5V5H4ZM7 7V6H6ZM5 7V8H6ZM85 8H86V6H84ZM109 7V6H108ZM162 7V6H161ZM161 7H159V8H161ZM163 7H164V5H163ZM212 7H214V5L212 6ZM226 7V6H225ZM256 7H257V5H256ZM258 7H260V5L258 6ZM257 7V8H258ZM264 7V6H263ZM262 7V8H263ZM8 8V7H7ZM6 8V9H7ZM11 8H13V7H11ZM90 8V7H89ZM89 8H87V9H89ZM94 8V7H93ZM99 8V7H98ZM149 8V7H148ZM157 8V7H156ZM159 8H157V10L159 9ZM165 8V7H164ZM182 8V7H181ZM187 8V7H186ZM207 8V7H206ZM209 8V7H208ZM210 8H209V10H210ZM252 8H254V7H252ZM1 9V8H0ZM4 9V8H3ZM86 9V10H87ZM175 9V8H174ZM183 9V8H182ZM185 9V8H184ZM182 10V11H185V10ZM212 9V8H211ZM255 9V8H254ZM85 10V11H86ZM95 10V9H94ZM103 10H105V9H103ZM119 10V9H118ZM151 10H152V8H151ZM151 10H150V12H151ZM162 10H163V8H162ZM161 10V12H160V15H159V17L161 16V18H163L164 16L163 15H161L162 14V11ZM166 10L168 11V9H167V7H166ZM179 10V9H178ZM207 10V9H206ZM214 10H215V7H214ZM213 10V11H214ZM224 10H226L225 8H224ZM224 10H222V9H219V11H218V13H219V15H222L223 17L221 18V21H219L218 20V18H217V22H218V24L216 23V26L215 25H213L212 23V26H214V28L215 29H217L216 27H218V28H220L219 27V24L221 25V27H223V22L224 21H228L227 23L226 22H224V24L226 23L227 24V26H228V24H230V25H232V27H235V29H237V27H238V25L241 23H239V24H236V23H238L237 22V20H236V23L234 22V20H235V18L233 19L232 17H229V15H228V13L226 12H224ZM253 10V9H252ZM1 11V10H0ZM13 11V10H12ZM85 11H83V12H81L82 13V16H83V13L85 12ZM99 11V10H98ZM97 11V12H98ZM124 11V10H123ZM154 10H152V12H153ZM160 11V10H159ZM159 11H156V13L157 12H159ZM170 11V10H169ZM211 11L212 10H210V13H211ZM212 11V12H213ZM238 11V13H240L241 12V10H237ZM263 11H264V9H263ZM121 12H122V10H121ZM151 12V13H152ZM176 12V11H175ZM186 13H184V14H188L187 13V11H185ZM205 14H204V13ZM207 13H209V11L207 10L206 11ZM216 13H217V11H215ZM230 12V11H229ZM255 12V11H254ZM261 12V11H260ZM80 13V14H81ZM105 13V12H104ZM165 13V12H164ZM79 14V15H80ZM95 14V13H94ZM106 14V13H105ZM157 14H159V13H157ZM183 14V13H182ZM204 14V15H203ZM212 14V13H211ZM215 14V13H214ZM85 15H88V14H85ZM100 15V14H99ZM102 15V14H101ZM108 15V17H109V13L107 14ZM106 15V16H107ZM111 15V14H110ZM154 15H156V14H154ZM165 15V14H164ZM190 15V14H189ZM195 15V14H194ZM249 15V14H248ZM92 16H94V15H92ZM92 16H90V17H88V18H91ZM105 16V17H106ZM121 16V15H120ZM124 16V15H123ZM123 16H122V18H121V20L123 19L124 20V18H123ZM184 16H186V15H184ZM191 16V15H190ZM212 16V15H211ZM231 16V15H230ZM234 16V15H233ZM78 17V16H77ZM97 17V16H96ZM103 17V16H102ZM116 17V16H115ZM168 17V18H167ZM167 17H166V19H168L167 21H168V23L170 22V20H169V15H167ZM183 17V16H182ZM236 17V16H235ZM251 18H252V16H250ZM95 18V17H94ZM100 18V17H99ZM110 18V17H109ZM171 18V17H170ZM187 18H188V16H187ZM190 18V17H189ZM188 18V19H189ZM215 18V20H213ZM80 19V18H79ZM86 19V18H85ZM92 19V18H91ZM101 19V18H100ZM107 19V18H106ZM105 19V20H106ZM164 19V18H163ZM171 19H173V18H171ZM175 19V18H174ZM173 19V20H174ZM225 19V20H224ZM262 19V18H261ZM81 20H82V18H81ZM90 20V19H89ZM122 20V21H123ZM160 20V19H159ZM173 20H172V22H173ZM192 20H194V19H192ZM224 20V21H223ZM239 20V19H238ZM264 20V19H263ZM85 21V20H84ZM93 21V20H92ZM110 21V20H109ZM122 21H120V23L122 22ZM143 21V20H142ZM161 21H163V20H161ZM160 21V22H161ZM167 21H166V23H167ZM175 21V20H174ZM186 21V20H185ZM215 21V22H216ZM223 21V22H222ZM254 21H256V20H254ZM103 22H105V21H103ZM117 22V21H116ZM124 22V21H123ZM171 22V23H172ZM187 22V24H190V26H191V23H188L189 21H186ZM83 23V22H82ZM118 23V22H117ZM167 23V24H168ZM177 23H178V20H177ZM205 23V24H206ZM79 24V23H78ZM90 24V23H89ZM116 24V23H115ZM125 24V23H124ZM162 24H163V22H162ZM179 24V23H178ZM182 24V23H181ZM198 24V23H197ZM211 24H210V27L212 28V26H211ZM225 24V25H226ZM84 25V24H83ZM110 25V24H109ZM123 25V24H122ZM121 24H120V26H122ZM166 25V24H165ZM172 25H174V24H172ZM218 25V26H217ZM245 25V24H244ZM248 25V24H247ZM80 26V25H79ZM79 26H77V27H79ZM85 26V25H84ZM116 26H117V28H119V24L117 25L116 24ZM115 26V27H116ZM169 28H170V26L169 25H167ZM182 26V25H181ZM189 26V27H190ZM194 26H196V25H194ZM252 25L250 24L249 25V28L251 27ZM109 27V26H108ZM113 27V26H112ZM177 27H178V25H177ZM177 27L175 28V25H174V27L173 28H175V29H177ZM210 27L208 26V29H209V31H211L212 29H210ZM231 27V26H230ZM243 27H245V26H243ZM62 28H64V27H62ZM75 28H76V26H75ZM86 28H88V27H86ZM121 28V27H120ZM123 28V27H122ZM121 28V29H122ZM157 28V27H156ZM198 28V27H197ZM200 28V27H199ZM213 28V29H214ZM247 28V27H246ZM252 28V27H251ZM67 29H69V28H67ZM89 29H90V27H89ZM114 29V28H113ZM163 30H167L168 28H166V27H164V28H162ZM179 29V28H178ZM192 29H193V27H192ZM192 29H191V31H192ZM207 29V30H208ZM225 29V28H224ZM243 29V28H242ZM74 30V29H73ZM154 30H155V28H154ZM169 30V29H168ZM174 30V29H173ZM184 29H181V31H183ZM199 30V29H198ZM197 30V31H198ZM224 31V30H222V28H221V30L220 29H217L216 30V32L217 33H219V31ZM225 30H227V29H225ZM239 30V29H238ZM248 30V29H247ZM246 30V31H247ZM255 30V29H254ZM113 31V33H114V30H110V35L112 34L111 32ZM170 31V30H169ZM177 31V30H176ZM194 31V30H193ZM214 31V32H213ZM213 31H211V32H213V33H215V30H213ZM109 32V31H108ZM122 32V31H121ZM167 32V31H166ZM175 32V31H174ZM173 32V33H174ZM179 32V31H178ZM177 32V33H178ZM210 32V34L212 35L213 33H211ZM225 32V31H224ZM222 32V35L224 34L225 35V33L227 32ZM59 33V32H58ZM58 33H57V35H58ZM124 33V32H123ZM160 33H162L161 32V30H160ZM179 33H181V32H179ZM178 33V34H179ZM186 32L184 31V34H185ZM192 33V32H191ZM194 33H195V31H194ZM200 33V32H199ZM249 33H250V31H249ZM72 34V33H71ZM109 34V33H108ZM151 34V33H150ZM177 34V35H178ZM183 34V35H184ZM196 34H197V32H196ZM202 34V33H201ZM219 34H221V33H219ZM218 34V35H219ZM231 34V33H230ZM238 34H240V32L238 33ZM65 35V34H64ZM63 35V36H64ZM119 36H121V34H118ZM127 35V34H126ZM176 34L174 33L173 34V36H175ZM182 35V36H183ZM188 35L190 36L191 34H190V32H188ZM193 35V34H192ZM216 36H217V34H215ZM242 35V34H241ZM240 35V36H241ZM59 36V35H58ZM61 36H62V34H61ZM67 35H65V37H66ZM71 36V35H70ZM89 37H90V35H88ZM105 36V35H104ZM118 36V37H119ZM125 36V35H124ZM197 36H199V34L197 35ZM215 36V37H216ZM76 37V36H75ZM111 37V36H110ZM113 37V36H112ZM117 36H116V38H118ZM149 37V36H148ZM191 37V36H190ZM189 37V38H190ZM193 37V36H192ZM202 37V36H201ZM204 37V36H203ZM202 37V38H203ZM242 37H244V36H242ZM250 37V36H249ZM59 38H60V36H59ZM72 38V37H71ZM71 38H69L68 40H69V42L71 41ZM77 38V37H76ZM91 38V37H90ZM115 38V39H116ZM152 38H155L154 37V35H153V37ZM158 38V37H157ZM81 39V38H80ZM96 39V38H95ZM97 39H98V37H97ZM108 39V38H107ZM115 39H114V37H113V40L112 41H115ZM171 41H172V43H173V41L175 40H172L171 38H169ZM177 39V38H176ZM179 39H181L180 40V42H178V43H180V44H182L183 43V46L182 45H180L181 47H183V49H179L178 50V52H177V50H175L176 48L175 47H173V45L176 43L177 44V40H175L174 41V44L170 47V44H172V43H169L167 40H166V42L167 43H169V45H166V46H163V44L162 43H160L159 41V43L157 42V40H154V42L156 41L157 42V46H158V50L160 51V52H162V55L164 56V54H166V55H169L170 57H171V59H173L174 58V56L176 55V57L178 56V55H180V57H182L183 55H185L186 53H189V52H187L191 47H189V49L188 48H186V45L188 44V41H190V43H191V39L189 40V39H184V38H180L179 37ZM204 39V38H203ZM64 40V39H63ZM90 40V39H89ZM92 40V39H91ZM93 40H94V38H93ZM92 40V41H93ZM101 40V39H100ZM99 40V41H100ZM103 40V39H102ZM121 40V39H120ZM153 40V39H152ZM165 40V39H164ZM163 40V41H164ZM188 40V41H187ZM198 40H200V39H197V43L199 42ZM208 40V39H207ZM59 41V40H58ZM74 42H76L75 41V39L73 40ZM95 41V40H94ZM123 41V40H122ZM124 41H125V39H124ZM147 41V40H146ZM148 41H150V40H148ZM161 41V40H160ZM65 42V41H64ZM63 42V43H64ZM102 42V41H101ZM111 42V41H110ZM110 42H109V44H110ZM155 42V43H156ZM162 42V41H161ZM165 42V41H164ZM34 43V42H33ZM85 42H83V44H84ZM91 43V42H90ZM93 43V42H92ZM91 43V44H92ZM96 43H97V41H96ZM96 43H94L93 45H95ZM108 43V42H107ZM154 43V44H155ZM195 43V44H194ZM196 42H195V40L193 39V41H192V44H194V45H196L197 44ZM38 44H39V42H38ZM65 44H66V42H65ZM73 44V43H72ZM77 44V43H76ZM88 44V43H87ZM99 44V43H98ZM98 44H96L97 46H98ZM105 44H106V42H105ZM108 44V45H109ZM152 44H153V42H152ZM166 44V43H165ZM164 44V45H165ZM175 44V45H176ZM199 45L201 44L202 45V43H198ZM43 44H41V46H42ZM51 45V44H50ZM53 45V44H52ZM55 45V44H54ZM68 45V44H67ZM79 45V44H78ZM77 45V46H78ZM92 45V46H93ZM116 45V44H115ZM127 45V44H126ZM155 45V47H157ZM162 45V46H161ZM174 45V46H175ZM190 45V44H189ZM200 45V47H202ZM209 45L211 46V44H204V46L202 47L203 49H207L208 48V52L206 51V50H204V51H206L205 52V54L204 55H206V57L205 58H203V59H201V60H203V61H201V66L200 65H198V69H196L197 68V66H196V68H193V69H196L195 70V73L193 72V73H191L190 72V69H186V70H184L183 69V71H184V74H185V79H184V86H183V88H180V90L182 89V90H184L182 93H183V95H184V99H183V101H182V103L184 104H182V103H178L176 100H177V98H176V100H174L175 101V103H172V105L171 106H173V109L175 110L174 111V113H173V111H171L172 110V107L168 104V102L166 103V102H164V104H163V102L161 103V102H159L160 104H162V105H160L159 103V105H160V107L158 106V108H155V110L154 109H152V113H153V115L155 114V117L157 116L158 118H159V116H162L163 117V119H165L166 120V117H167V119H170V124H169V122H167L168 123V125H170L169 126V128L171 129L172 127H177V128H179V130L177 129V132L179 131L180 133H179V135H182V136H184V133H185V135L186 136H188V133H190L192 130H193V127H198L199 125H200V123H198L199 121H203L204 120V122H202V124H201V126L203 127H201L202 129H204V128H209L210 130L211 129H213L212 131H214V130H217V132L215 131V133L213 134L214 136H213V139L214 140H212L213 142L212 143H214V145H215V147H218L219 145H223V144H234V143H237V146H238V148H236L235 150H233L232 151V153L231 154H228V150H224L223 152H219V151H216L215 150V153L216 154H218V162H217V165L218 166H221L223 169H228V167L229 166H231V165H228V160H231V161H233L234 160V162H235V160H238L239 161V164H237V166L239 165L240 166V164H243L246 160H248V158L250 159L251 157H249V154H250V151L251 152H254L253 154H252V156L254 155V154H256L257 155V157H258V159H259V167L255 170V171H253V172H251V178H248V179H243L242 180V178L240 177L239 179H235V178H233L235 181H232L230 178L228 179V182H229V184H227L226 183V180L225 181H223L222 180V182H218L217 181V179L215 178V176H214V173L213 172H210V173H212V176L210 175L209 176V171H211L212 169H213V167H211L212 166V164L211 165H208V164H205V159H202V157H201V155H203L204 156V154H199L200 153V151H199V153H197V154H199V156L198 157H196V154H194V156H193V153H191L192 155L190 156H188V157H186L183 161H182V166L183 167H181V165H180V167H181V169H180V172H182L181 174L182 175H184L185 176V179H186V184H185V186H186V190L185 189H183V190H185V191H183L182 189H181V191H180V188L178 187V189L176 188V192L174 193V186L171 188L170 187V189H171V193H170V195H164V193L165 192H163L164 190L162 189L163 187H165V186H160V185H158L157 184V187L155 186L156 184H155V182L157 183V181H158V176H160V174L159 175H157L156 176V174L154 175V167L152 168V167H150V165H144L143 163H144V161H142V160H140L139 162H138V160H136V165L134 164H129L130 162L131 163H133L132 161V159H130L131 157H129V160H128V157H127V153L128 152H126V153H123L124 155H126V157L125 158H123L124 156H123V154H120V155H122L121 157H119L118 158V156L119 155H117L118 154V151H117V153H116V151L114 152L113 150H112V148H110L109 147V145H108V143L106 142V141H104V140H102V139H100L99 137H97L96 138V136H92V137H89V136H86L85 134L84 135H77V133L75 134L74 132H68L67 130H66V127L68 126H62V125H58L57 124V126H55L54 124H56V122L52 125L51 123H49L48 125L46 124V126H41L40 125V127H42V129H40V127H39V129H40V131L38 130L37 132H41V133H37V134H33L32 133V131L31 132H28L29 134H25V136L23 135V137H19V140H23L22 142H24V143H30L31 141H33V139H32V137L30 136V135H34L35 136V139H34V141H35V143H38V146L40 147V149L39 150H37L38 152L35 154V158L37 159V162H36V160H35V162H34V159H31V160H33V164H34V166H35V164L37 165V163H41V167L43 168V169H47V168H49V172L50 173H53L52 171V169L50 168V166L48 167V165H46V162H44L43 163V165H42V161L41 162H38V161H40V160H44L45 161V159H43L44 158V156L42 155L44 152L45 153H47V151L48 150H51L50 152H51V154H52V157H54L52 160H51V158H50V162H53L54 160V162L53 163H62V165L64 164H71V163H73V166H75L73 169H70V167L68 166V168H65V169H67L68 170V172L70 173V175H72L71 177H75L73 180V183L75 182V184H73L72 186H76V189L78 188L79 190H81V192H84V190L83 189H85V188H87V189H92L91 191H94L93 192V195L91 196V198H93V200H94V202H89V203H95V204H97L99 207L100 206H103L104 204H105V201H109V200H115V202L117 203V204H114V205H118V208H115V209H113L114 211V214L116 215V217H119V218H122V217H125L127 214H133V215H138V214H142L143 213V215L144 214H146V216L148 215L149 217H152V218H157V219H159L161 222H162V224L164 225V226H166L168 229H166V231L167 230H171L172 232H173V234H175L176 236L178 235V236H182V239H185L186 241H187V243L195 250V252L196 253H199L200 254V256H204V257H206V260H207V263L206 262H203L202 260V262L204 263V264H212L213 263V261H215V258L217 257H219L220 256V258H221V261H222V263L221 264H261L262 262H264V243L263 242H261L262 241V239L263 238H259V240H257V239H254L253 240V237H251L250 239H252V241L251 240H247L246 241V239H245V241H244V236L246 235V234H243L244 236H241L242 234L240 233H238L239 234V237H241L240 239L241 240H243V242L241 241V240H239V237L237 236L238 234H237V231H236V234H234V232H232V230H231V227L234 225L235 226V224L233 223V221H235V220H233L234 218V216L232 217L231 215L232 214H230V213H234L235 211L237 212V210L239 211L240 210V212L241 213H243V211H241V210H245V212H246V210H247V212L249 213V214H252V212H250V211H253L254 212V210L255 211H257V210H259V209H257V208H261L262 210L264 209V208H262V207H264L263 205H261L260 204V202H259V204H258V206H256V205H254L255 204V200H254V203H253V200L251 201V200H249V199H247V198H245L244 196L245 195H239V191L237 192V190H246V189H250V190H252L251 191V193L253 194V190H257V189H259V191H261L263 188H264V149L261 151V150H259L258 148H256V147H253V149H250L249 147H247L246 146V144H245V140L247 139V134L249 133V131H248V133L246 132L247 130H246V127H244V126H241V121H243V120H248L249 118H250V116H255V118L254 119H251L250 121H249V124H248V127L249 128H252V131H254L255 129L254 128H256L257 130H259V132H260V130H261V132H260V134L262 133V139L264 140V115H263V119H261V117H260V112H262V111H259V110H261V109H259V108H261V107H264V105H262V104H264V103H262V104H259V106H258V108H255V106H253L252 104L255 102V99H257V101L259 100L260 102H261V100H263L264 98H262L261 100L259 99L261 96V94L262 93H260L261 92V89H262V87H261V85L254 79V76L255 77H257L258 75L257 74H260V73H258V71H254V67H250V69L251 68H253V69H249L248 71H247V69H246V67H245V70H244V73H241V78H239V77H234V73H233V75L232 74H230V77H229V75H228V69H226L225 67L226 66H224V67H216L217 65L216 64H218V63H216L215 65L216 66H214V67H216L215 69H212V67H213V65H212V61H214L215 59H214V57H217L216 56V54H220V53H216V50H218L217 48H216V50H215V46L213 47V46H211V47H209ZM1 46V45H0ZM40 46V47H41ZM48 46V45H47ZM47 46H46V48H47ZM66 46V45H65ZM82 46V45H81ZM86 46V45H85ZM97 46H95V47H97ZM153 47H154V45H152ZM178 46V45H177ZM179 46V47H180ZM191 46V45H190ZM198 46V45H197ZM197 46H196V48H197ZM43 48L42 49H44V46H42ZM62 47L63 48H66V47H64V44H62ZM73 46H71V48H72ZM75 47H76V45H75ZM74 47V48H75ZM83 47V46H82ZM87 47H89V46H87ZM94 47V46H93ZM108 47V46H107ZM115 47V46H114ZM117 47V46H116ZM123 48L125 47V46H122ZM122 47H121V49H122ZM127 47V46H126ZM178 47V48H179ZM192 47H195V46H192ZM199 47V46H198ZM52 48V47H51ZM55 48H57V47H55ZM103 48L105 49V46H103ZM129 48V47H128ZM127 48V49H128ZM195 48V53H194V55L195 56H197V55H199V57L201 56V54L203 55V52H202V50H200V48L199 49H196ZM214 48V49H213ZM42 49L40 48V50L42 51ZM68 49V48H67ZM97 49V48H96ZM95 49V50H96ZM100 49V48H99ZM98 49V50H99ZM108 49V48H107ZM106 49V50H107ZM109 49H111L110 48V45H109ZM114 49V48H113ZM188 49V50H187ZM69 50V49H68ZM68 50H66V51H68ZM79 50V49H78ZM82 50V49H81ZM91 50V49H90ZM97 50V51H98ZM101 50V49H100ZM99 50V51H100ZM105 50V51H106ZM112 50V49H111ZM152 50H154V49H152ZM157 49H155L154 51H158ZM175 50V51H174ZM186 50V51H185ZM198 50V51H197ZM212 50H213V52L215 53L214 54V56L212 57V54H213V52H212ZM233 50V49H232ZM102 51V50H101ZM118 51V50H117ZM125 51V50H124ZM174 51V52H173ZM190 51V53H191V49L189 50ZM193 50H192V53L194 52ZM196 51H197V53H196ZM199 51H201L202 53L200 54V52ZM235 51V50H234ZM39 52V51H38ZM43 52V51H42ZM65 52V51H64ZM69 52H70V50H69ZM74 52V51H73ZM75 52H78V51H75ZM85 52H87L86 50H84V52H82V53H85ZM108 52V51H107ZM114 52V51H113ZM164 52V53H163ZM176 52V53H175ZM72 53V52H71ZM79 53V52H78ZM103 53H104V51H103ZM109 53V52H108ZM178 53V54H177ZM210 53H211V56H210ZM39 54V53H38ZM63 54V53H62ZM69 54V53H68ZM77 54V53H76ZM105 54V53H104ZM107 54V53H106ZM113 54V53H112ZM116 54V53H115ZM114 54V55H115ZM126 54V53H125ZM264 54V53H263ZM81 55H83V54H81ZM113 55V56H114ZM120 55V54H119ZM158 55H159V53H158ZM161 55V54H160ZM165 55V56H166ZM190 55V54H189ZM189 55H186V56H189ZM193 55V54H192ZM192 55H190V57L192 56ZM193 55V56H194ZM261 55V54H260ZM2 56V55H1ZM71 56V55H70ZM85 56H86V54H85ZM107 56H109V55H107ZM130 56V55H129ZM169 56H167V59L169 60V62H170V57ZM192 56V57H193ZM262 57L264 56V55H261ZM34 57V56H33ZM117 57V56H116ZM162 57V56H161ZM169 57V58H168ZM179 57V56H178ZM191 57V58H192ZM198 56H197V58H199ZM204 57V56H203ZM229 57V56H228ZM258 57V56H257ZM262 57H261V59H262ZM21 58V57H20ZM19 58V59H20ZM77 58V57H76ZM86 58V57H85ZM90 58H92V57H90V55H89V59ZM107 58V57H106ZM156 58V57H155ZM165 58V57H164ZM190 58V59H191ZM195 58V57H194ZM201 58V57H200ZM200 58H199V60H200ZM220 58V57H219ZM229 58H232V57H229ZM247 58V57H246ZM264 58V57H263ZM83 59V58H82ZM81 59V60H82ZM110 59V58H109ZM196 59V58H195ZM195 59H193L194 61H195ZM213 59V60H212ZM221 59V58H220ZM219 59V60H220ZM225 59V58H224ZM248 59V58H247ZM1 60V59H0ZM57 60V59H56ZM78 60H80V59H78ZM80 60V61H81ZM164 60V59H163ZM233 60V59H232ZM257 60H258V58H257ZM264 60V59H263ZM20 61V60H19ZM18 61V62H19ZM23 61H25V60H23ZM23 61H21V63L23 62ZM28 61H30L29 59H28ZM55 61V60H54ZM83 61V60H82ZM112 61H115V60H112ZM118 61V60H117ZM174 60H171V64H175L176 63V60H175V62H173ZM193 61V62H194ZM197 61V60H196ZM238 61V60H237ZM250 61V60H249ZM31 62H33L32 61V59H31ZM40 62V61H39ZM38 62V63H39ZM57 62V61H56ZM63 62V61H62ZM66 62V61H65ZM104 62V61H103ZM109 62V61H108ZM107 62V63H108ZM123 62V61H122ZM216 62V61H215ZM227 62V61H226ZM44 63V62H43ZM46 63V62H45ZM51 63H52V61H51ZM55 63V62H54ZM58 63V62H57ZM71 63V62H70ZM85 63H86V61H85ZM93 63H95V61L93 62ZM92 63V64H93ZM99 63V62H98ZM98 63H97V65H98ZM164 63V62H163ZM181 63V62H180ZM221 63V62H220ZM222 63H223V59H222ZM238 63H239V65L241 64V62H239L238 61ZM32 64V63H31ZM49 64V63H48ZM47 64V65H48ZM83 64H84V62H83ZM87 64V63H86ZM110 64V63H109ZM112 64V63H111ZM114 64H115V62H114ZM167 64V63H166ZM173 64V65H174ZM177 64H179L178 62H177ZM186 64V63H185ZM196 64H197V62H196ZM20 65V63L18 64V66ZM73 65V64H72ZM75 65V64H74ZM113 65V64H112ZM117 65V64H116ZM118 65H119V62H118ZM237 65V64H236ZM249 65V64H248ZM33 66V65H32ZM31 65H30V67H32ZM78 66V65H77ZM102 66V65H101ZM106 66H108V65H106L105 64V66L104 67H106ZM223 66V65H222ZM240 66H247L246 64H243V65H240ZM250 66H259V64H257V63H253V64H251ZM261 66V65H260ZM20 67V66H19ZM65 67V66H64ZM67 67V66H66ZM65 67V68H66ZM84 67H87V66H84ZM109 67V66H108ZM133 67V66H132ZM27 68V67H26ZM28 68H29V66H28ZM33 68V67H32ZM59 68H62V67H59ZM68 68V67H67ZM78 68V67H77ZM95 68H96V66H95ZM101 68V67H100ZM111 68V67H110ZM113 68V67H112ZM119 68H121V64H120V67ZM192 68V67H191ZM221 68V69H220ZM55 69V68H54ZM64 69V68H63ZM69 69V68H68ZM85 69H90V70H93L94 68H92L91 66H89L88 68H85ZM97 69H98V67H97ZM105 68H102V71L104 70ZM160 69V68H159ZM175 69V68H174ZM216 69H217V71H216ZM0 70H1V68H0ZM25 70H27V69H25ZM38 70V69H37ZM56 70H58V68H56ZM62 70V69H61ZM74 70V69H73ZM123 70V69H122ZM212 70H214L213 72L215 73V74H213V72H212ZM3 71V70H2ZM5 71V70H4ZM95 71V70H94ZM102 71H100L99 73H102ZM106 71V70H105ZM105 71L103 72V73H105ZM107 71H109L108 73H111V74H108L107 73V76L106 77H108V75H110V78H111V76H112V72H110V69H108L107 68ZM106 71V72H107ZM115 71H116V69H115ZM118 71L119 70H117V73H118ZM154 71V70H153ZM156 71V70H155ZM165 71V70H164ZM1 72V71H0ZM62 72V71H61ZM64 72V71H63ZM69 72V71H68ZM68 72H66V73H68ZM70 72H71V70H70ZM73 72V71H72ZM93 72V71H92ZM134 72V71H133ZM136 72V71H135ZM138 72V71H137ZM163 72V71H162ZM166 72V71H165ZM170 72H173V70L172 71H170ZM263 72V71H262ZM51 73V72H50ZM56 73H59V72H56ZM88 73V72H87ZM121 73V72H120ZM120 73H118V74H120ZM156 73H157V71H156ZM166 73H168V71L166 72ZM175 73H177V72H175ZM60 74H62V73H60ZM59 74V75H60ZM69 74V73H68ZM67 74V75H68ZM72 73H70V75H71ZM77 74V73H76ZM95 74V73H94ZM93 74V75H94ZM117 74V75H118ZM128 74H130V73H128ZM164 74V73H163ZM178 74V73H177ZM51 75V74H50ZM49 75V76H50ZM54 75H56V74H54ZM65 75V74H64ZM69 75V76H70ZM97 75V74H96ZM99 75V74H98ZM121 75L123 76L124 74L123 73H121ZM132 75V74H131ZM147 75V74H146ZM159 75V74H158ZM161 75V74H160ZM169 75H170V73H169ZM176 74H174V76H175ZM232 75V76H231ZM257 75V76H256ZM0 76H1V73H0ZM41 76V75H40ZM73 76V75H72ZM100 76V75H99ZM115 76H116V74H115ZM118 76H120V75H118ZM118 76H117V78H118ZM134 76V75H133ZM155 76V75H154ZM164 76H165V74H164ZM164 76H163V78H164ZM196 77L197 79H198V81H199V83H200V85L201 86H199V85H196V86H199V87H201V88H197L196 86V88L195 87H193L192 86V84H193V82L194 81H197V80H194V77ZM240 76V75H239ZM54 77V76H53ZM57 77V76H56ZM61 77V76H60ZM90 77V76H89ZM126 77V76H125ZM136 77V76H135ZM140 77H142L141 75H140ZM165 77H167V76H165ZM171 77V76H170ZM193 77V78H192ZM62 78H64V79H66V77L64 76V77H62ZM82 78V77H81ZM80 78V79H81ZM96 78V77H95ZM94 78V79H95ZM109 77H108V80L110 79ZM113 78V77H112ZM131 78V77H130ZM129 78V79H130ZM133 78V77H132ZM151 78H152V76H151ZM162 78V81H164V79ZM175 78V77H174ZM90 79V78H89ZM97 79V78H96ZM100 79H101V77H100ZM128 79V78H127ZM126 79V80H127ZM129 79L126 81V83H130L132 80H130V82H129ZM134 79V78H133ZM136 79V78H135ZM142 79V78H141ZM160 79H161V77H160ZM168 79V78H167ZM183 79V78H182ZM59 80V79H58ZM61 80V79H60ZM77 80H79V78L77 79ZM98 80V79H97ZM107 80V79H106ZM120 80V79H119ZM123 80V79H122ZM172 80V79H171ZM81 81V80H80ZM84 80H82L81 82H83ZM110 81H112V80H110ZM109 81V82H110ZM121 81V80H120ZM138 81V80H137ZM137 81H135L136 83H138ZM155 81V80H154ZM168 81V80H167ZM173 81H175V80H173ZM172 81V82H173ZM177 81V80H176ZM197 81V82H198ZM44 82V81H43ZM81 82H77L78 84L79 83H81ZM98 82H99V80H98ZM101 82L103 83V80H101ZM107 82V81H106ZM117 82H119L118 80H117ZM122 82V81H121ZM123 82H125V81H123ZM122 82V83H123ZM169 82V81H168ZM41 83V82H40ZM45 83V82H44ZM62 83V82H61ZM76 83V84H77ZM84 83H85V81H84ZM92 83V82H91ZM91 83L89 82H87V84H90L91 85ZM95 83V82H94ZM93 83V85H95ZM97 83V82H96ZM100 83V82H99ZM166 83V82H165ZM178 83V82H177ZM264 83V82H263ZM36 84V83H35ZM47 84V83H46ZM45 84V85H46ZM49 84H52V83H49ZM57 84V83H56ZM101 84V83H100ZM100 84H99V86H100ZM105 84V83H104ZM103 84V85H104ZM131 84V83H130ZM124 85L123 87L124 88H122L123 89V91H121L122 92V94H121V96L123 97L122 99L124 100V98L126 99L127 98V100H125L127 103H129V104H131V105H129V106H131V107H128L127 106V108H125L126 107V105H127V103L123 106V104H121L120 102L122 101V100H120L119 98H118V102L117 101H115V102H117V103H115L114 102V104H115V106H117V107H114L112 104V106L114 107H111V105H109V107H111V108H109L108 106H106V108L104 107V110H102L101 108H103V107H101L100 108V110L98 111V108H97V111L95 110H85V111H82V112H84V113H81V111L79 112V113H81V114H84V116H86V118H90L89 120H93L94 122H99L98 123V126H96V127H100V126H103L104 127V125H106L107 123H109V122H111L112 123V121L110 120V119H113L112 118V115H114V114H116L115 112H118L117 113V116H118V114H120V113H122V111L124 112V111H126V109H128L130 112H136L139 116H140V118L142 117L143 118V114H144V112H143V110L141 111V109H139V107H137L138 105L135 103V100L136 99H138L137 97L139 96L138 94L139 93H135V92H140V91H142V92H144L145 91V88L144 87H140V85H137L136 87H134V82L132 81V85ZM134 84V85H133ZM175 84H176V82H175ZM185 84H187V86H185ZM194 84H196V83H194ZM22 85V84H21ZM40 85H42V84H40ZM44 85V84H43ZM73 85H74V83H73ZM80 85V84H79ZM89 85V86H90ZM98 85V84H97ZM102 85V86H103ZM108 85V84H107ZM110 85H111V83H110ZM173 85V84H172ZM181 85V84H180ZM180 85H178V87L180 86ZM34 86V85H33ZM38 86V85H37ZM46 86H48V85H46ZM53 86V85H52ZM70 86H72V84L70 85ZM69 86V87H70ZM77 86V85H76ZM82 87H85V86H83V85H81ZM120 86V85H119ZM129 86V87H128ZM141 86H143V85H141ZM171 86V85H170ZM175 86V85H174ZM192 88H194V89H187V87L188 88H190V87ZM29 87V86H28ZM31 87V86H30ZM29 87V88H30ZM36 87V86H35ZM35 87H33V90H34V88ZM44 87V86H43ZM68 87V88H69ZM95 87V86H94ZM93 87V88H94ZM145 87H146V85H145ZM147 87H149V86H147ZM182 87V86H181ZM186 87V88H185ZM40 88H41V86H40ZM63 88V87H62ZM68 88H67V90H68ZM78 88H80V87H78ZM86 88V87H85ZM98 88H100V87H98ZM119 88V87H118ZM244 89V90H246L247 91V93L245 94L243 91H241V89ZM28 89V88H27ZM31 89H32V87H31ZM74 90H75V88H73ZM76 89H77V87H76ZM87 89H88V87H87ZM143 89H144V91H143ZM179 89V88H178ZM219 89V91L221 90V91H223L224 93L225 92H227L228 90H230V89H232V91H233V94H235L236 96H234V97H236V100H238L239 98H240V100H242L243 99V97H244V99L242 100V101H240L239 102V105H241V106H243V107H238V106H233L232 108H231V106L230 107H227V105H226V103H227V101H226V103H225V96L224 97H221L220 95L218 96L217 94L218 93H214L213 94V91H217ZM29 90V89H28ZM47 90V89H46ZM70 90H71V93L72 94H75V93H73L72 92V89L70 88ZM69 90V91H70ZM79 90V89H78ZM94 90H95V88H94ZM93 90V91H94ZM105 90H108V89H104V91ZM193 90H195V93L194 92H192ZM55 91V90H54ZM91 92H93L92 90H90ZM97 91V90H96ZM96 91H94V93L95 94H93V96H92V98L93 97H95V98H97V97H99V96H97V95H100L101 96V94H102V96H103V94H104V92H101V93H99V94H96ZM100 91H101V89H100ZM103 91V90H102ZM114 91V90H113ZM118 91V90H117ZM132 91V92H131ZM218 91V92H219ZM220 91V92H221ZM48 92H50V91H48ZM52 92V91H51ZM56 92H57V89H56V91H55V94H56ZM66 92V91H65ZM77 92V91H76ZM84 92V91H83ZM90 92V93H91ZM130 92L131 93H135V94H132L133 96H134V99L132 98V99H130L131 98V96L132 95H130V98H129V96H128V94H130ZM207 92H208V94H207ZM222 92V93H223ZM235 92V93H234ZM54 93V92H53ZM53 93H51L50 95H53ZM58 93H60V91L58 90ZM78 93V92H77ZM79 93H80V91H79ZM78 93V94H79ZM82 93V92H81ZM81 93H80V96H81ZM89 93V94H90ZM98 93V92H97ZM118 93V92H117ZM120 93V92H119ZM175 93V92H174ZM221 93V94H222ZM232 93V92H231ZM230 93V94H231ZM256 94L255 96H254V98H252L251 97V95H253V94ZM71 94V96H69V94L67 93L66 95H68V97L66 98V100L68 99V98H72V95ZM88 94V93H87ZM91 94V95H92ZM108 94H109V92H108ZM142 94V93H141ZM140 94V95H141ZM171 94H173V93H171ZM226 94V93H225ZM228 94V93H227ZM39 95V94H38ZM41 95V94H40ZM59 95V94H58ZM57 95V97H60V96H58ZM96 95V96H95ZM138 95V96H137ZM176 95V94H175ZM65 96V95H64ZM78 96V95H77ZM117 96V95H116ZM135 96H136V99H135ZM143 96V95H142ZM155 96H157V95H155ZM161 96V95H160ZM256 96H257V98H256ZM260 96V97H259ZM45 97V96H44ZM56 97V96H55ZM56 97V98H57ZM75 96H73V98H74ZM85 97V96H84ZM140 97V96H139ZM171 97H173V96H171ZM175 97V96H174ZM229 97V96H228ZM239 97V98H238ZM56 98H54V99H56ZM62 98H63V95H62ZM65 98V97H64ZM76 98V97H75ZM89 98V97H88ZM160 98V97H159ZM16 99V98H15ZM58 99V98H57ZM77 99V98H76ZM81 99V98H80ZM85 101H86V99L85 98H83ZM116 99V98H115ZM161 99V98H160ZM168 99H170L169 98V96H168ZM172 99V98H171ZM173 99H175V98H173ZM172 99V100H173ZM226 99H228L227 97H226ZM230 99V98H229ZM20 100H22V99H20ZM59 100V99H58ZM60 100H61V98H60ZM64 100V99H63ZM63 100H61V101H63ZM72 100V99H71ZM82 100V99H81ZM104 100H106V99H104ZM107 100H109V99H107ZM112 100H113V98H112ZM134 100V101H133ZM139 100V99H138ZM153 100V99H152ZM167 100V99H166ZM55 101V100H54ZM57 101V100H56ZM60 101V102H61ZM80 101V100H79ZM78 101V102H79ZM101 101V100H100ZM103 101V100H102ZM114 101V100H113ZM133 101V102H132ZM142 101V100H141ZM162 101V100H161ZM164 101V100H163ZM173 101V102H174ZM178 101H180L181 102V99H178ZM11 102V101H10ZM59 101H58V103H60ZM77 102V103H78ZM105 102H107V101H105ZM108 102H110V100L108 101ZM131 102V103H130ZM143 102V101H142ZM152 102H154V100L152 101ZM228 102H230V101H228ZM15 103H17V102H15ZM20 103V102H19ZM50 103V102H49ZM57 103V102H56ZM75 103V102H74ZM82 103V102H81ZM103 103H104V101H103ZM118 103H120L121 104V106L120 105H118ZM122 103H123V101H122ZM133 103V104H132ZM148 103V102H147ZM167 105H166V104ZM22 104H23V102H22ZM51 104V103H50ZM92 104V103H91ZM90 103H89V106L91 105ZM117 104V105H116ZM143 104V103H142ZM151 104V103H150ZM199 104H201V105H199ZM14 105H16V104H14ZM25 105V104H24ZM29 105H31V104H29ZM33 105V104H32ZM57 105V104H56ZM71 105V104H70ZM70 105H69V107H70ZM72 105H73V103H72ZM75 105H77V104H75ZM81 106H82V104H80ZM108 105V104H107ZM134 105V106H133ZM258 105V104H257ZM256 105V106H257ZM262 105V106H261ZM79 106V105H78ZM139 106H141V102L139 103ZM144 106V105H143ZM143 106H141V107H143ZM148 106H150V105H148ZM167 107V109H170V107H171V112L173 113H171V112H168L165 108ZM68 107V106H67ZM69 107H68V110H70L69 109ZM75 107V106H74ZM77 107V106H76ZM140 107V108H141ZM147 107V106H146ZM244 107H246V109L244 108ZM71 108H72V106H71ZM130 108V109H129ZM136 109V110H133V109ZM152 108V107H151ZM32 109H33V107H32ZM35 109V108H34ZM66 109V108H65ZM74 109H76V108H74ZM73 108H72V111L71 112H73V110H74ZM132 109V110H131ZM144 109V108H143ZM150 109V108H149ZM193 109H195L194 111H193ZM263 109V108H262ZM36 110H38V109H36ZM264 110V109H263ZM31 111V110H30ZM34 111V110H33ZM65 111V110H64ZM120 111V112H119ZM128 111V112H129ZM34 112H36V111H34ZM143 112V113H142ZM194 112H196V113H194ZM264 112V111H263ZM25 113V112H24ZM30 113V112H29ZM32 113V112H31ZM37 113V112H36ZM39 113V112H38ZM151 114L150 112H147V110L145 111V114ZM44 114V113H43ZM75 114V113H74ZM226 114V115H225ZM256 114H257V116H256ZM262 114V113H261ZM45 115V114H44ZM43 115V116H44ZM77 115V114H76ZM121 115V114H120ZM129 115V114H128ZM133 116L132 117H134V114H132ZM152 115V114H151ZM152 115V116H153ZM27 116V115H26ZM35 116H37V115H35ZM39 116V115H38ZM41 117H42V115H40ZM49 117H51V115H48ZM78 116V115H77ZM83 116V117H84ZM116 116V115H115ZM136 116V115H135ZM147 115H145V117H146ZM152 116H150L149 115V117L151 118ZM226 116H229L233 121H231V122H228V121H226V119L224 120V118H227ZM262 116V115H261ZM5 117V116H4ZM17 117V116H16ZM23 117V116H22ZM47 117V116H46ZM53 117V116H52ZM129 117V116H128ZM128 117H126V118H128ZM144 117V118H145ZM148 117V116H147ZM162 117L160 118V119H162ZM165 117V118H164ZM19 118V120L20 119H22L23 120V118H21V117H18ZM43 118V117H42ZM42 118H40V120L38 121V123L39 122H41V123H43L42 121H44ZM86 118H84V119H86ZM123 118H125V116H123ZM130 118H131V116H130ZM136 118H137V116H136ZM143 118V119H144ZM154 118V117H153ZM32 119V118H31ZM35 119H36V117H35ZM36 119V120H37ZM41 119H42V121H41ZM82 119V118H81ZM80 119V120H81ZM133 119V118H132ZM139 118H137V120H138ZM146 119V118H145ZM6 120V119H5ZM15 120H17V119H15ZM55 120V119H54ZM53 120V121H54ZM114 120H116V118L114 119ZM113 120V121H114ZM118 121H119V118L117 119ZM131 119H129V121H130ZM134 120H135V118H134ZM141 120V119H140ZM159 120V119H158ZM208 121V123H207V121ZM228 120H230V119H228ZM256 120V121H255ZM18 121V120H17ZM28 121V120H27ZM34 121V120H33ZM83 121V120H82ZM92 121V122H93ZM125 121V120H124ZM126 121H127V119H126ZM146 121V120H145ZM148 121V120H147ZM167 121V120H166ZM206 121V122H205ZM30 122V121H29ZM119 122H121V119H120V121ZM118 122V123H119ZM128 122V121H127ZM131 122V121H130ZM165 122V121H164ZM21 123V122H20ZM132 123V122H131ZM138 123H139V121L137 122V125H138ZM148 123V122H147ZM195 123V124H194ZM197 123V124H196ZM204 123V124H203ZM209 125V124H211V128H210V125H209V127H206V126H208L207 124ZM246 123V122H245ZM244 123V124H245ZM37 124V123H36ZM52 125V129H50V126L49 125ZM96 124V123H95ZM117 124V123H116ZM124 124H125V122H124ZM133 124V123H132ZM136 124V123H135ZM157 124V123H156ZM166 124V123H165ZM195 125V126H193L192 127V125ZM199 124V125H198ZM205 124H206V126H205ZM221 124L222 125H226L227 127H228V130L227 129H225L224 131L222 130L221 132H220V130H221ZM14 125H16V127H17V124H14ZM45 125V124H44ZM100 125V126H99ZM108 125V124H107ZM119 125V124H118ZM120 125H121V123H120ZM137 125H135V126H137ZM145 125V124H144ZM148 125H150L149 123H148ZM152 125V124H151ZM133 126V125H132ZM132 126H129L130 128L132 127ZM159 126V125H158ZM15 127V126H14ZM36 127H37V125H36ZM122 127H124V126H122ZM126 127V126H125ZM125 127H124V129H125ZM128 127V128H129ZM134 127V126H133ZM157 127V126H156ZM160 127V126H159ZM158 127V128H159ZM224 127V126H223ZM71 128V127H70ZM101 128V127H100ZM127 128V127H126ZM127 128V129H128ZM129 128V129H130ZM135 128V127H134ZM140 128V127H139ZM155 128V127H154ZM161 128V127H160ZM71 129H73V128H71ZM136 129V128H135ZM141 129H142V127H141ZM139 130V129H137L138 131H140V132H137L136 130L134 131V132H137L138 133V137L140 138L141 136L144 138V140L146 139L145 138V136L146 135H143V134H141V132H142V130ZM146 129H149V127H147ZM157 129V128H156ZM174 128H172L171 129V131L173 130ZM3 130V129H2ZM23 130H25V127H24V129ZM42 130V131H41ZM164 129H162V131H163ZM176 129H174V131H175ZM198 130V129H197ZM200 130V129H199ZM198 130V131H199ZM249 130V129H248ZM15 131V130H14ZM26 131V130H25ZM24 131V132H25ZM35 131V130H34ZM144 131V130H143ZM157 131V130H156ZM251 131V132H252ZM3 132V131H2ZM76 132V131H75ZM123 132H125V131H123ZM155 132V131H154ZM160 132H161V130H160ZM200 132H202V130L200 131ZM199 132V133H200ZM207 132V131H206ZM205 132V133H206ZM209 132V131H208ZM18 133V132H17ZM147 133V132H146ZM164 133V132H163ZM166 133H168V132H166ZM6 134V133H5ZM141 134V135H140ZM176 134V133H175ZM207 134H209V133H207ZM18 135H19V133H18ZM166 135V134H165ZM168 135H170V134H168ZM167 135V136H168ZM171 135H172V133H171ZM174 135V134H173ZM192 135V134H191ZM155 136V135H154ZM182 136H181V138H182ZM193 136V135H192ZM256 136V135H255ZM254 136V137H255ZM141 137V138H142ZM147 137V136H146ZM170 137V136H169ZM172 137V138H171ZM170 137V139H173V140H175L174 139V137H175V135H174V137L173 136H171ZM194 137V136H193ZM192 137V138H193ZM200 137V136H199ZM260 137V136H259ZM79 138V139H78ZM134 138V137H133ZM138 138V139H139ZM165 138H167V137H165ZM176 138V137H175ZM185 138H187V137H184V139ZM197 138H198V136H197ZM252 139H253V137H251ZM158 139V138H157ZM169 139V138H168ZM178 139H180V138H178ZM194 139V138H193ZM202 139V138H201ZM251 139V140H252ZM190 140H192V139H190ZM198 140H199V138H198ZM197 140V141H198ZM250 140V139H249ZM258 139H256V141H257ZM108 141V140H107ZM145 141H147V140H145ZM159 141V140H158ZM168 141V140H167ZM172 140H170V142H171ZM178 141H180V140H178ZM182 142H183V140H181ZM258 141H261V140H258ZM6 142H7V140H6ZM156 142V141H155ZM161 142V141H160ZM175 143L176 141H172L171 143ZM181 142V143H182ZM191 142V141H190ZM208 142V141H207ZM205 142L206 144H207V146L209 147V144L208 143H210V142ZM9 143V142H8ZM13 143V142H12ZM153 143H154V141H153ZM157 143V142H156ZM173 143V144H174ZM186 143V142H185ZM184 143V144H185ZM195 143H196V138H195ZM254 143V142H253ZM256 143H258V142H256ZM255 143V144H256ZM263 143H264V141H263ZM10 144V143H9ZM17 144V143H16ZM159 144V143H158ZM168 144V143H167ZM177 144V146L178 147H180L181 148V146H182V144H181V146H179L178 145V143H176ZM189 144H192V143H189L188 142V144L187 145H189ZM193 144H194V142H193ZM200 144V143H199ZM205 144V145H206ZM147 145H148V143H147ZM175 145V144H174ZM173 145V146H174ZM186 144H185V146H187ZM195 145V144H194ZM203 145V144H202ZM204 145V147H206ZM24 146V145H23ZM30 146V145H29ZM150 146V145H149ZM165 146L166 147H169L168 145H166L165 144ZM176 146V147H177ZM184 146V145H183ZM211 147H209V149H211V148H213V145H210ZM3 147V146H2ZM157 147V146H156ZM189 146H187V148H188ZM9 148V147H8ZM21 148V147H20ZM23 149H24V147H22ZM21 148V149H22ZM26 148V147H25ZM150 148H152L151 146H150ZM170 149H172V146H171V144H170V147H169ZM185 148V147H184ZM264 148V147H263ZM34 149V148H33ZM37 149V148H36ZM35 149V150H36ZM45 149V150H44ZM165 150H166V148H164ZM163 149V150H164ZM178 149V148H177ZM177 149H176V151H177ZM215 149V148H214ZM214 149H213V152H214ZM162 150V149H161ZM169 150V149H168ZM167 150V152H171V151H168ZM1 151H2V149H1ZM0 151V152H1ZM21 151V150H20ZM44 151V152H43ZM119 151H120V149H119ZM160 151V150H159ZM159 151L156 153V154H158L159 153ZM16 153H17V150L15 151ZM28 152H29V150H28ZM43 152V153H42ZM49 152V153H50ZM111 152V153H110ZM113 152V153H112ZM151 152V151H150ZM163 152H166V151H163ZM183 152V151H182ZM202 152V151H201ZM20 153H22V152H20ZM44 153V154H45ZM113 155V154H115V158H113L112 157V159L114 160V162L113 161H111V160H109V159H107L106 157H108V158H110V156H108V155ZM121 153V152H120ZM154 153V152H153ZM181 153V152H180ZM202 153H204V151L202 152ZM25 154V153H24ZM29 154V153H28ZM31 154V153H30ZM105 154H107V155H105ZM155 154V155H156ZM178 154V153H177ZM243 154H245V156H243ZM20 155V154H19ZM23 154H21V156H22ZM33 155V154H32ZM31 155V156H32ZM171 155V154H170ZM172 155H173V152H172ZM206 155V154H205ZM4 156H6V155H4ZM47 156V155H46ZM114 156V155H113ZM130 156V155H129ZM134 156V155H133ZM250 156H251V154H250ZM25 157H27V156H25ZM199 157H200V160H199ZM205 157H207L208 158V156L206 155V156H204V158ZM8 158V157H7ZM22 158V157H21ZM28 158V157H27ZM133 158V157H132ZM216 157H214L213 159L215 160V161H217V159H215ZM29 159V158H28ZM27 159V160H28ZM80 159H84V160H86L87 159V161H89V164H83L82 162H80L81 160ZM127 159V160H126ZM138 159V158H137ZM203 161H202V160ZM209 159V158H208ZM208 159H206V162L208 163L210 160H208ZM0 160H2V159H0ZM9 160V159H8ZM47 160V159H46ZM49 160V159H48ZM111 161V162H109V161ZM214 161V162H215ZM6 162V164L8 165V163H7V161H5ZM67 162H69V163H67ZM127 162H128V165L130 166H128L127 165ZM10 163V162H9ZM49 163V162H48ZM79 163H82L81 165H79ZM113 163V164H112ZM135 163V162H134ZM6 164H5V167L8 169H10L11 170V166H6ZM51 164V163H50ZM55 164V165H56ZM147 164V163H146ZM205 164V165H204ZM24 165V164H23ZM22 164H21V166H23ZM47 167H46V166ZM58 165V164H57ZM83 165L84 166H87L86 167V170H83V169H80L81 167L83 168ZM124 165H126V167L129 169H127L126 167H124ZM214 165V164H213ZM18 167H19V165H17ZM38 166V165H37ZM59 166H61L60 164H59ZM58 166V167H59ZM73 166H71V167H73ZM81 166V167H80ZM137 166V169L139 170V168H140V171H138L139 173H136L137 171H135L134 169H136L135 167ZM138 166H139V168H138ZM207 166H209V167H207ZM238 166V167H239ZM45 167V168H44ZM53 167L55 168L56 166H54L53 165ZM52 167V168H53ZM148 167H150L151 168V170H152V172H154L153 174H152V172H151V170L149 169L148 170ZM178 167V166H177ZM207 167V168H206ZM243 167V166H242ZM4 168V167H3ZM6 168H4V169H6ZM22 168V167H21ZM25 168V167H24ZM23 168V169H24ZM61 168V167H60ZM130 168H132V169H130ZM211 170H210V169ZM29 168H27V170H28ZM36 169V167L34 168V170ZM43 169H40V172H41V170H42V172H44V170ZM64 169V168H63ZM85 169V168H84ZM214 169H215V167H214ZM15 170V169H14ZM13 169L11 170V171H14ZM38 170H39V167H38ZM52 170V171H51ZM132 170H133V172L135 173H133L132 172ZM157 170V169H156ZM230 170H231V173L233 172V168H230ZM236 170V169H235ZM234 170V172H238L239 174L240 173H243V172H239L240 171V169H239V171H235ZM33 171V170H32ZM31 171V172H32ZM45 171H48V170H45ZM131 172V173H133L132 175H129L130 177L132 176V179L130 180L129 178H128V174H129V172ZM159 171V170H158ZM158 171H157V173H158ZM213 171V170H212ZM216 171V170H215ZM7 172V171H6ZM16 172V171H15ZM18 172V171H17ZM23 172H25V171H23ZM29 172V171H28ZM40 172H38V173H40ZM41 172V173H42ZM57 172H58V169H57ZM163 172H165V171H163ZM234 172L232 173V174H234ZM13 173V172H12ZM26 173V172H25ZM33 173H35V172H33ZM38 173H37V175H38ZM128 173V174H127ZM230 173V174H231ZM7 174V173H6ZM32 174V173H31ZM43 174V173H42ZM46 173H44V175H45ZM57 174V173H56ZM163 174V173H162ZM239 174H237V175H239ZM14 175H16L15 173H14ZM13 175V176H14ZM23 175H24V173H23ZM28 174H26V176H27ZM40 175V174H39ZM44 175L42 176V177H44ZM54 175H55V173H54ZM66 174H64V176H65ZM68 175V174H67ZM150 175H153V176H155L156 178H158L157 179V181L155 180V182H152V180H151V182H152V184L154 185H152V187L150 186V183L148 182L150 179H152L153 178V180H154V177H152V176H150ZM166 175V174H165ZM40 176V177H41ZM45 176H47V175H45ZM50 176H51V174H50ZM52 176H53V174H52ZM127 176V177H126ZM134 176V177H133ZM150 176V179L148 180V177ZM163 176V175H162ZM161 176V177H162ZM239 176H241V174L239 175ZM35 177V176H34ZM41 177V178H42ZM61 177H63V176H61ZM67 177V176H66ZM70 177V176H69ZM70 177V178H71ZM122 177H125V179H127V181L124 179V180H122V179H120V178H122ZM152 177V178H151ZM9 178H10V176H9ZM8 178V179H9ZM13 178V177H12ZM11 178V179H12ZM52 178H54V177H52ZM65 178V177H64ZM155 178V179H156ZM165 178V177H164ZM14 179V178H13ZM13 179H12V181H13ZM16 179V178H15ZM43 179V178H42ZM42 179H41V181H42ZM50 179V178H49ZM66 179V178H65ZM64 179V180H65ZM160 179H162V178H160ZM159 179V180H160ZM167 179L168 178H166L165 180L167 181ZM10 180V179H9ZM36 180V179H35ZM39 180V179H38ZM46 180V179H45ZM48 180V179H47ZM56 180V179H55ZM59 180V179H58ZM63 180V179H62ZM61 179H60V182L62 181ZM171 180V179H170ZM169 180V183H172L171 181ZM16 181L17 180H15V183H16ZM29 181V180H28ZM26 179H19L17 182H19V183H22L23 182V184H24V182H25V184H26V182H28ZM40 181V180H39ZM38 181V182H39ZM43 181H44V179H43ZM42 181V182H43ZM162 181V180H161ZM173 181V180H172ZM6 182V181H5ZM11 182V181H10ZM14 182V181H13ZM32 182H34V181H32ZM35 182H37V180L35 181ZM49 182V181H48ZM59 182V183H60ZM65 182V181H64ZM165 181H163L162 183H164ZM173 182H175V181H173ZM224 182L227 184H224ZM2 183V182H1ZM19 183H17V185L19 184ZM39 183H41V182H39ZM52 183V182H51ZM67 183V182H66ZM149 183V184H148ZM166 183V182H165ZM164 183V184H165ZM176 183H177V181H176ZM22 184V185H23ZM29 184V183H28ZM46 184V183H45ZM159 184H161V183H159ZM163 184V185H164ZM167 184V183H166ZM232 184V185H231ZM31 185H32V183H31ZM69 185V184H68ZM2 186H4V185H2ZM2 186H0V187H2ZM180 186V185H179ZM156 187V189H154V188ZM161 187V190L159 189ZM7 188V187H6ZM14 188V187H13ZM150 188H153V189H150ZM261 188V189H260ZM69 189V188H68ZM73 189V188H72ZM168 189H169V186H168ZM169 189V190H170ZM2 190V189H1ZM0 190V191H1ZM11 190V189H10ZM71 190V189H70ZM79 190H75V191H79ZM165 190H167V187L165 188ZM172 190H173V192H172ZM179 191H180V193H179ZM249 191V190H248ZM258 191V190H257ZM258 191V192H259ZM1 192H3V191H1ZM73 192H74V190H73ZM86 192V191H85ZM178 192V193H177ZM256 192V191H255ZM254 192V193H255ZM53 193V192H52ZM55 193V192H54ZM66 193V192H65ZM79 193V192H78ZM77 193V194H78ZM92 193V192H91ZM163 193V194H162ZM180 194V195H178V196H176L177 194ZM182 193H183V195H182ZM249 193V192H248ZM76 194V193H75ZM74 194V195H75ZM89 194V193H88ZM166 194V193H165ZM257 194V193H256ZM260 194H262V193H260ZM263 194H264V192H263ZM38 195V194H37ZM57 195V194H56ZM55 195V196H56ZM60 195V194H59ZM62 195H64V194H61V196ZM66 195H67V193H66ZM79 195H80V193H79ZM87 195V194H86ZM89 195H91V194H89ZM67 196H71V195H67ZM80 196H83L84 198H87V197H85L84 196V193H83V195H80ZM257 196V195H256ZM72 197V196H71ZM82 197V198H83ZM253 197V196H252ZM62 198V197H61ZM60 198V199H61ZM63 198H64V196H63ZM69 198V197H68ZM83 198V199H84ZM90 198V197H89ZM42 199H44L43 197H42ZM47 199V198H46ZM50 200H51V203H50V205H55V206H63V204H60V203H62V201H60L59 200V198L57 199V200H55V199H53L52 198V195H51V197L49 198ZM72 199V198H71ZM37 200H38V198H37ZM40 200V199H39ZM88 200V199H87ZM194 200V201H193ZM48 201V200H47ZM191 201V202H190ZM50 202V201H49ZM49 202H47V203H49ZM71 202H72V200H71ZM86 202V201H85ZM261 202H263L262 201V199H261ZM35 203V202H34ZM33 203V204H34ZM46 203V202H45ZM47 203H46V205H47ZM65 203H68V201H66ZM168 203H169V205H168ZM257 203V202H256ZM33 204H32V208L31 209H33L34 207H36L35 205H37L38 206V204L37 203H35V205L33 206ZM41 204H44V202H42ZM70 204V203H69ZM68 204V205H69ZM72 204V206H73V203H71ZM66 205V204H65ZM68 205L66 206V210L68 211V209H67V207H68ZM29 206V207H30ZM75 206H78L77 204L75 205L74 204V207ZM108 206V205H107ZM260 206H262V207H260ZM44 208H48L47 206H43ZM51 207V206H50ZM49 207V208H50ZM69 207H71V206H69ZM72 207V208H70L69 209V212H67V213H65L66 211L65 210H63V212H61V213H63V214H61V215H59L58 216V218L56 217V216H54V214L53 213H55V212H52V215L50 214L51 212H47V214L49 213V215L51 216H49V218H51V220L49 219V218H46L45 217V219H48L49 221H50V223L51 222H55L56 221V219H54L55 217L57 218V222L56 223H58L59 224V227H55V228H57V230H55V231H57V233L56 232H53L54 230H52V229H50V231H47L51 236L50 237H56V234L58 235L57 237L59 238V240L61 241V240H63V239H67L69 242H71V241H75V242H78L77 241V239L79 238V236L80 237H82L84 234H86V235H89L90 236V239H91V241H94V239L95 240H100V241H104L106 244H103V245H106V247H105V249L106 250H108L107 248L109 247V245H113V244H115V245H117L118 247H119V245L120 246H122V245H124V246H122L123 248L125 247H128V249L124 252V253H122V254H119L120 255V257L121 258H119L120 260H116L113 264H130V263H141V264H172L173 263V257L176 259V263L177 264H196V262L198 261L197 260V258L195 259V262H194V260H193V258L194 257H191L190 258V256H191V254L189 253V251H188V253L190 254V256H187L184 260H183V255L181 254V252H179V251H177L176 249V247L174 248L171 244H169L170 246H172L171 247V249H170V251L168 252V251H166L165 249V251L164 250H162L163 249V246H164V242H162L163 240H162V236L160 235V233H158L157 232V230L155 231V229H156V227H155V229L153 230V229H151V228H153L152 226H151V228H148V225H147V228H140V231L142 230L144 233H142V232H139L138 233V230L137 231H132L131 229H132V225H131V229H130V227L128 226L129 224L127 223V222H124V221H122L123 219H120L119 221H118V219H116L115 218V221H113V220H109V221H107L106 222V227H105V229H104V231H105V234H99L98 233V229H97V226H98V223H97V220H96V217L95 216H97V218L101 221L102 219L104 220V219H108L107 217L105 218L104 216H103V218H102V215L100 216L99 215V213H96L97 211V209L96 210H94V211H92L91 213H90V210L88 211L89 212V214L88 213H86L81 207ZM106 207V206H105ZM61 208V210H62V207H60ZM60 208L58 209L59 211H60ZM28 209V208H27ZM27 209H26V211H27ZM30 209V208H29ZM28 209V210H29ZM30 209V211L32 212V210ZM260 209V210H261ZM39 211L41 210L40 209V206H39V209H38ZM37 210V211H38ZM215 210V211H214ZM19 211V210H18ZM28 212V213H30V214H32L31 212ZM35 209H34V211L33 212H37ZM59 211H58V213H59ZM96 211V212H95ZM128 211V212H127ZM209 211V212H208ZM211 211H214L213 213H210ZM217 211V212H216ZM15 212V211H14ZM14 212H13V214H14ZM236 212H235V214H236ZM258 212V211H257ZM27 213V214H28ZM216 213V214H215ZM260 214H261V212H259ZM30 214H29V216H30ZM46 214V215H47ZM234 214V215H235ZM237 214H238V212H237ZM240 214V213H239ZM249 214H247V215H249ZM258 214V213H257ZM19 215V214H18ZM26 215V214H25ZM37 215V214H36ZM35 215V216H36ZM45 215V214H44ZM57 215V214H56ZM255 215V214H254ZM254 215H252V216H254ZM34 216V217H35ZM38 216H39V218H41L42 219V217L41 216H43V214H41V216H40V214L38 213ZM47 216V217H48ZM54 216V218H52ZM145 216V215H144ZM237 216H239V215H237ZM259 216V215H258ZM32 217V216H31ZM248 217V216H247ZM256 217V216H255ZM263 217V216H262ZM33 218V217H32ZM35 218H37V217H35ZM111 218V217H110ZM252 218V217H251ZM254 218V217H253ZM256 219V218H255ZM260 219H262V218H260ZM27 220V219H26ZM43 220V219H42ZM102 220V221H103ZM237 220V219H236ZM240 219H238L237 221H239ZM258 220V219H257ZM256 220V221H257ZM22 221H23V219H22ZM48 221V222H49ZM101 221V222H102ZM106 221V220H105ZM159 221V222H160ZM248 221H250V220H248ZM255 221V220H254ZM254 221H250L251 223L250 224H252L253 225V222ZM260 221V220H259ZM264 221V220H263ZM45 222H46V220H45ZM67 222H70L69 224H74V225H72V227H74V231L71 229V227H69V226H71V225H69ZM104 222V221H103ZM55 223V224H56ZM130 223H131V221H130ZM233 223V224H232ZM259 223V222H258ZM261 223L264 225V222H262V220H261ZM45 224V223H44ZM161 224V223H160ZM248 224H249V222H248ZM247 224V225H248ZM257 224V223H256ZM261 224V225H262ZM2 225V224H1ZM43 225V224H42ZM46 225H50V224H48V223H46ZM143 225V224H142ZM141 225V227H143ZM232 225V226H231ZM246 225V226H247ZM263 225H262V227H263ZM4 226H7V225H4ZM10 226H12V225H10ZM138 226H139V224H138ZM228 226H230L229 228H227ZM250 226V225H249ZM248 226V227H249ZM254 226V225H253ZM258 226H260V224L258 225ZM3 227V226H2ZM23 227V226H22ZM37 227V226H36ZM36 227H35V229H36ZM104 227V226H103ZM150 227V226H149ZM252 227V226H251ZM261 227V228H262ZM5 228V227H4ZM17 228V227H16ZM34 228V227H33ZM44 228V227H43ZM67 228H69L70 230H68V231H65V230H67ZM135 228V227H134ZM264 228V227H263ZM40 229H42V227L40 226V227H38V230H39V232L41 231ZM76 229H78V231H75ZM97 229V230H96ZM227 229H229L231 232H229V230L227 231ZM242 229V228H241ZM250 229V228H249ZM254 229V228H253ZM259 229V228H258ZM2 230V229H1ZM135 230V229H134ZM248 230V229H247ZM246 230V231H247ZM255 230V229H254ZM17 231V230H16ZM20 231V230H19ZM24 231H26V230H24ZM23 231V233L24 234H27V233H25ZM46 230H44V232H45ZM71 233H70V232ZM245 231V230H244ZM246 231L244 232V233H246ZM11 232V231H10ZM15 232V231H14ZM33 232H38V231H33ZM229 232V233H228ZM243 232V231H242ZM251 232V231H250ZM254 232H256V231H254ZM5 233V232H4ZM8 233V232H7ZM16 233V232H15ZM19 233V232H18ZM22 232L20 231V234H21ZM41 233V232H40ZM46 233V232H45ZM47 233V234H48ZM103 233V232H102ZM23 234V235H24ZM28 234H30V233H28ZM43 234V233H42ZM55 235V236H52V235ZM81 234H82V236H81ZM253 234H255V233H253ZM12 235V237L14 236L13 234H11ZM18 235V234H17ZM22 235V234H21ZM40 235V234H39ZM170 235V234H169ZM175 235H173V236H175ZM234 235V236H233ZM250 235V234H249ZM248 235V236H249ZM2 236V235H1ZM16 236V235H15ZM25 236V235H24ZM68 236V238L71 240H69L68 238H66ZM71 238H76V239H71ZM172 236V235H171ZM172 236V237H173ZM178 236H177V238H178ZM248 236H245V237H248ZM251 236V235H250ZM249 236V237H250ZM7 237V236H6ZM11 237V236H10ZM10 237H8V239L10 240ZM41 237V236H40ZM42 237H45V236H42ZM49 237V238H50ZM201 237H204L205 238V243H206V245L207 246H205V244L202 242V243H200V241H201ZM235 237H237V238H235ZM255 237V236H254ZM17 238V237H16ZM26 238H28L27 236H26ZM34 238H37V235H36V237H34ZM57 238V239H58ZM204 238H203V240H204ZM256 238V237H255ZM45 239V238H44ZM57 239L56 238H54V242H57ZM135 239V243H134V241H132V240H134ZM169 239V237L167 238V240ZM170 239H171V237H170ZM180 239H181V237H180ZM249 239V238H248ZM31 240V239H30ZM34 240V239H33ZM49 240H51V239H49ZM56 240V241H55ZM173 240V239H172ZM170 241V242H175V241ZM198 240H200V241H198ZM258 242H257V241ZM261 240V241H260ZM2 241V240H1ZM7 241V243H9L10 241H12V240H10V241H8V240H6ZM14 241V240H13ZM22 241H23V239H22ZM21 241V242H22ZM27 241H29V240H27ZM35 241V240H34ZM33 241V242H34ZM53 241V240H52ZM52 241H50V243L52 242ZM63 241H65V240H63ZM68 241H66V243L68 242ZM84 242H85V240H83ZM88 242V244L89 245H93V242ZM240 241V242H239ZM257 243H256V242ZM3 242V241H2ZM17 242V241H16ZM25 242H26V239H25ZM31 242H32V240H31ZM260 242V243H259ZM6 243V242H5ZM10 243H12V242H10ZM53 243V242H52ZM63 243V242H62ZM79 244L80 243H82V240H79V242H78ZM86 243V242H85ZM15 244V242L13 243V245ZM22 244H24V243H22ZM69 244V243H68ZM72 244H75V243H72ZM87 244V245H88ZM174 244H176V242L174 243ZM13 245H12V247H13ZM16 245V244H15ZM38 245V244H37ZM52 245V244H51ZM56 245V244H55ZM88 245V246H89ZM99 245V244H98ZM97 245V246H98ZM100 245H102V244H100ZM182 245V244H181ZM170 246H169V248H170ZM178 246V245H177ZM11 247V248H12ZM93 248H96V244H95V246H92ZM102 247V246H101ZM114 247V246H113ZM165 247V246H164ZM181 247H183V246H181ZM7 248V247H6ZM98 248V247H97ZM15 249V248H14ZM60 249V248H59ZM62 249V248H61ZM60 249V250H61ZM99 249H100V247H99ZM192 249V250H193ZM16 250V249H15ZM93 250H96V249H93ZM100 250H102V249H100ZM106 250H105V252H106ZM193 250V251H194ZM65 251H67L66 249H65ZM69 251V250H68ZM97 251V250H96ZM99 251V250H98ZM165 253H164V252ZM191 251V250H190ZM59 252V251H58ZM57 252V253H58ZM115 252V251H114ZM117 252V251H116ZM123 252V251H122ZM168 252V253H167ZM177 252H179V254H177ZM185 252V251H184ZM62 253H65V252H62ZM81 255H83L81 252H79ZM98 253V252H97ZM101 253H103V254H105L104 253V251L103 252H101ZM108 253V252H107ZM118 253V252H117ZM121 253V252H120ZM183 253V252H182ZM186 253V252H185ZM66 254H68V253H66ZM92 254V253H91ZM95 254V253H94ZM110 254V253H109ZM198 254V255H199ZM202 254V255H201ZM216 254V255H215ZM177 255V256H176ZM184 255H186V254H184ZM71 256V255H70ZM77 256V255H76ZM97 256V255H96ZM106 256H107V254H106ZM202 256V257H203ZM214 256V257H213ZM50 257V256H49ZM82 257V256H81ZM84 257V256H83ZM95 257V256H94ZM108 257H109V255H108ZM100 258V257H99ZM98 258V259H99ZM111 258V257H110ZM118 258V257H117ZM49 259V258H48ZM102 259V258H101ZM109 258H107V260H108ZM182 259V260H181ZM214 259V260H213ZM51 260V259H50ZM53 260V259H52ZM51 260V262H53ZM102 260H104V259H102ZM102 260L100 261V263L102 262ZM197 260V261H196ZM205 260V261H206ZM217 260V259H216ZM55 261V260H54ZM57 261V260H56ZM77 262V261H76ZM87 262V261H86ZM199 262V261H198ZM13 263H14V261H13ZM64 263V262H63ZM66 263V262H65ZM68 264H69V262H67ZM66 263V264H67ZM79 263V262H78ZM99 263V264H100ZM214 263H217V262H214ZM213 263V264H214ZM15 264V263H14ZM18 264V263H17ZM36 264V263H35ZM48 264H50V263H48ZM52 264V263H51ZM61 264H62V262H61ZM101 264H103V263H101ZM106 264V263H105ZM107 264H108V262H107ZM201 264V263H200ZM218 264V263H217Z\"/></svg>",
	"mask_w": 264,
	"mask_h": 264
},
{
	"label": "crops",
	"instance_id": "obj_3",
	"mask_svg": "<svg viewBox=\"0 0 264 264\" xmlns=\"http://www.w3.org/2000/svg\"><path fill=\"white\" fill-rule=\"evenodd\" d=\"M120 99V98H119ZM146 114H144V116H145ZM143 116V115H142ZM143 116V117H144ZM110 154V153H109ZM52 155V154H51ZM105 155H107V154H105ZM114 156H115V154H113ZM109 156V155H108ZM123 156H124V154H123ZM121 157V156H120ZM126 156H124L123 158H125ZM107 159H109V160H111L112 159V157H110V158H108V157H106ZM130 159H132L133 160V158L131 157ZM108 160V161H109ZM127 160V159H126ZM128 160H129V157H128ZM85 161V160H84ZM111 161H113L114 162V160L112 159ZM111 161H109V162H111ZM130 161V160H129ZM133 162V161H132ZM115 163V162H114ZM113 164V163H112ZM129 164H133V163H129ZM127 165H128V162H127ZM129 166V165H128ZM124 167H126V165H124ZM130 167V166H129ZM127 168V167H126ZM128 169V168H127ZM131 169V168H130ZM129 170V169H128ZM129 172V171H128ZM130 173V172H129ZM128 174V173H127ZM133 174V173H132ZM130 174H128V178L131 180L132 179V176L130 177L129 176ZM127 177V176H126ZM134 177V176H133ZM120 179H122V180H124L125 179V177H122V178H120ZM126 181H127V179H125Z\"/></svg>",
	"mask_w": 264,
	"mask_h": 264
}]
</instances>
